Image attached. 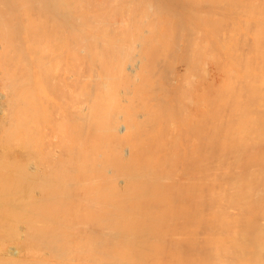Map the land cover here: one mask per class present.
Wrapping results in <instances>:
<instances>
[{
    "label": "bare ground",
    "instance_id": "1",
    "mask_svg": "<svg viewBox=\"0 0 264 264\" xmlns=\"http://www.w3.org/2000/svg\"><path fill=\"white\" fill-rule=\"evenodd\" d=\"M215 0H0V108H1V101H2V103H4V106H2L3 108L1 109V112H0V205H2V206H4V209L6 210V206H9L10 207V209H11V211L9 210V208H7L8 210H9V212H6L7 214L9 213L10 214V212H14V213H12V214H18V216H20L19 218H18V216H17V214L16 215H13V221H14V219L16 220V221H19L21 218H22V220L21 221H23V223L25 224V226L27 227L26 229L27 230H29L30 231V229L32 228V230H33V227H34V229H36V231L37 232H39V233H36L35 234V232L36 231H34V232H31V234L29 233V231H27V230H25L26 231V233L28 232V234L29 235H27V234H25V233H23V234H25L24 236H25V239H27V241H28V239H30L34 234V237L35 236H38V238L36 239V238H31L32 240L31 241H35V240H40L41 241V243L39 242V241H35V242H38L37 243V246L39 247L40 245H42V247H43V249H46L47 247V249H48V251L47 252H45L46 250H44L43 252H39L38 251V248H37V246H33V245H26L27 246V252H25V254H27L28 255V257L29 256H31V257H35V259H23L22 258V260L19 258V259H17L16 257V259L14 258V259H12L10 256L12 255V253L10 254V255H8V254H6L7 255V257H8V259H10V260H6V261H8V263L10 262L11 264H130V256H129V253H131V255H133L134 253V255H135V257L134 258H136V253L138 254L139 253V250L137 251L136 249H138L139 247L140 248H142V246L140 245L139 247L138 246H136L137 244H139L138 242H139V239L138 238H141V236H143V237H145V238H143V239H145V240H147V238H149V240H147L146 241V243L148 244H146V243H143V240L142 241H140V244H142V245H144V248H142V249H144V250H142L141 249V251H143V252H145V250H146V252L144 253L145 255H143V254H141V253H139L140 255H143L144 257L146 256V254H147V252H149L150 253V256H152L151 255V253L153 254V252H151V250H150V246L151 245H149L150 244V242L153 240V235H152V239H150V237L151 236H149L151 233H152V230H150V232H149V228L151 229V228H153V226H147L146 224H144V223H146V221L148 220L147 218L149 217V216H151L152 214L154 215V213L155 212H159V211H155L156 209H158V210H160V208L162 207L161 205H163V201H161V200H158V198L160 199L162 196H163V194L161 193V194H159L160 193V191L161 192H164V191H162V190H160V188H159V190H158V192H157V194L160 196V195H162L161 197H159V196H157V200L156 199H154V198H156V194H155V196H154V193H152L151 191L153 190L151 187H152V184H153V182H155L154 180V178H156V180H157V177H152V175L154 174H156V173H153L154 172V167L156 166V164L157 165H159L160 163H159V161L161 162V160L159 159L160 158V155H159V157H158V162L155 164L154 162H150V165L152 164V171L153 172H151V167L148 169L147 168V170H146V167L148 166L147 164H146V166H145V168L144 167H142L140 164H137V161L138 160H140V159H143L144 161H145V159H144V157H146V155H148V154H146L145 152H143V151H140L139 149V151L137 150V152H138V156H140L139 155V153L141 154H144L143 156H142V158L140 157H136V156H132L133 155V152H134V149H133V152H132V150H130L131 152H132V154L130 155V156H132V157H130V158H128V156H127V158L126 157H124L125 155H128V153L126 154V153H124V156H123V153L122 152H125V151H122V150H124V149H126V148H124V149H122L121 150V147L123 148V146H122V142L121 141H123L124 142V140H122V137L121 136H119V133L117 134V132H120V135H122L123 137H125V139L128 141V142H126V143H128V146H129V144L130 143H132V139H134V137L133 136H137L135 139H139L140 137H138L139 135H137L139 132L142 134V135H144V131L142 132V131H140V129L141 128H143V129H145V128H147V129H150V128H148V127H146V125H149L148 123L149 122H153V123H151V126H153L154 127V121L155 120H157L156 118V116H157V114L158 113H153L152 111V115H151V113H149L150 112V107H152L153 105H161V103H158L157 104V99H156V101H154V97H153V95H152V91H154V93L156 92L155 90H157V88H156V86L155 85H153L152 86V84H153V82H152V84H151V81L149 82V77H148V71L151 73V66H152V63H151V58L154 56H156V55H158V54H156L157 53V51H158V48L160 47H162L163 49L164 48H166V46H168L167 48H170V46H172L171 45V43H173V41H176L175 39H177V41L179 40L180 42L182 41V45L180 46V48H179V50H177V49H175V48H177L176 46H178V45H173L174 46V48H173V50H175L176 51V53L178 54H175L174 52L175 51H172L173 52V54H175L176 56H177V58L175 59L174 57H171V58H174L175 60H177V59H180V57H179V54H184V55H186V56H191V58H193L192 56H194L195 54V58H194V60L195 61H193L194 63L195 62H197L196 60H197V58H198V53H199V49H201V48H198V46L199 47H201V46H203L202 47V49H204V52H205V49L207 48V50H206V53L207 52H211V54H212V52L214 53V50H211V51H209V46H212L211 44L212 43H210L211 42V39H212V36L215 34V35H218V34H220V36H222V40L224 41L225 40V43L226 44H229V43H227L228 41V39L229 38H227V36L225 37L224 35H228L229 33H231L232 31H235V30H231V32H230V28L229 27H231V26H229V27H227V29L229 30V32H228V30L227 29H225L226 30V32H228V33H226V34H224V27L226 28V25L225 24H223V28H222V22H224V20H221V19H219V20H216V21H219L220 22V25H221V27L219 26V23H217L215 20H213L212 18H213V16H212V14H213V12H214V8H213V3L215 4V2H214ZM217 1V0H216ZM219 2H222V1H224V0H218ZM237 0H235V2H234V4H237L239 1L241 2V0H239V1H237ZM245 1V0H244ZM256 1H259V3L261 4L262 3V6L264 7V0H256ZM226 2H227V0H226ZM225 1H224V3H226ZM232 2V4L230 3V5H232V7H234L235 5L233 4V1H231ZM240 2L238 3L239 4V6L242 4V2H241V4H240ZM42 3V4H41ZM228 3H229V1H228ZM227 3V4H228ZM247 2H243V4H246ZM223 4V3H222ZM227 4H224L225 6L227 5ZM247 4H249V3H247ZM219 5H221V4H219ZM218 5V6H219ZM229 5V4H228ZM227 5V6H228ZM250 5V4H249ZM249 5H248V7H249ZM222 6V5H221ZM238 7V6H237ZM236 7V8H237ZM241 7L244 9V8H246V6L245 7H243V5H241ZM242 8H239V10H241ZM251 8V7H250ZM250 8H246L247 9V11L246 10H244L245 11V13L248 15L249 13H250V15H252L251 13H252V8L250 9ZM216 9V11L218 10L219 11V9L221 10V8H215ZM248 9H249V13H248ZM229 10V9H228ZM252 10V11H251ZM257 10V9H256ZM223 12H224V10H222ZM222 11L220 12V13H222ZM233 11V10H232ZM251 11V12H250ZM225 12H227V11H225ZM225 12L223 13V14H225ZM234 13H236L235 11H233ZM260 12V11H259ZM229 13V12H228ZM230 15V14H229ZM231 15H233V14H231ZM230 15V16H231ZM249 15V16H250ZM254 15V14H253ZM252 15V16H253ZM257 15H258V13H257ZM257 15H255V16H257ZM218 16V15H217ZM226 16V15H225ZM233 16H236V15H233ZM238 16V15H237ZM255 16H254V18H255ZM215 17H216V15H215ZM221 16H219V18H220ZM224 17V16H223ZM258 18H256V20L259 22H257V23H255V21H254V23L252 22V24H255L254 26L250 23V21L248 20V19H243L244 21H245V23L246 22H248L249 24H251V26H253L254 28V32H252V35H251V40L250 41H247V40H249L250 38V36H248V39H245V36H244V39L243 38H241V37H237V35L239 34V33H241L242 31L241 30H243V28H244V26L245 27H247L246 29L244 28V30H249V28L248 27H251L250 25H248L247 23H246V25H245V23H244V21L241 23V25H243L242 26V29L240 30L239 29V26L238 25H236V24H234L235 22H233V24L234 25H232L233 27L235 26L236 28H237V26H238V30L237 31H235V34L236 33H238L237 35H236V38H231L232 37V35L234 34H232V35H228V37L229 36H231L230 37V39H233V40H230V41H233V42H231V44L230 45H228V46H230V49H231V51L232 52H230V51H228V54L231 56L232 54H238L240 51L242 52L243 50L245 51V49H247V47H248V50H249V45H252V47H253V49H252V53H254V55L256 54V56H257V59H260V61L259 60H256L257 62H254V65L257 67V66H259V69L261 70V69H263L264 68V10L259 14V16H257ZM217 18V17H216ZM222 18V17H221ZM228 18V17H227ZM233 18V17H232ZM232 18L230 19L231 21H232ZM240 16L238 17V19L240 20ZM215 19V18H214ZM236 19H234V21H235ZM229 21V20H228ZM214 22L215 23H217V26H214ZM225 22L226 23H229V22H227V20L225 19ZM240 23V22H239ZM232 24V23H231ZM258 25V27H256L257 29H255V26H257ZM260 24L262 25L261 27H259L260 26ZM228 26V25H227ZM232 27V28H233ZM234 27V28H235ZM240 28H241V26H240ZM260 28V29H259ZM223 29V30H222ZM252 29V28H251ZM222 30V31H221ZM247 30V31H248ZM258 30V32L256 33V31ZM243 32V35H244V33H249V32ZM252 31V30H251ZM223 33V34H222ZM254 33H256L255 35H254V41L252 40V36H253V34ZM222 34V35H221ZM235 34H234V36L233 37H235ZM251 34V33H250ZM247 35H249V34H247ZM214 37H216V36H214ZM214 37H213V39H214ZM247 37V36H246ZM178 38H180V39H178ZM217 38V37H216ZM224 38V39H223ZM225 38H227V40L225 39ZM136 41V40H141L145 45H144V47L146 48H144L145 50L144 51H142L143 53H141V54H143L142 56L144 57H142V59H138L137 57L139 56V55H137V57L135 56V58H136V60H139L138 61V64L136 63V64H134V63H132L133 61H130L131 63L130 64H126V66H124V71L122 70L121 72H124L125 73V71H127V75H128V73L130 74V71L131 72H134L135 73V75L137 74V76L140 74L141 75V80L144 82V86H146L145 84H148V82H149V89L150 90H152L153 88L155 89H153L151 92L148 90V92H150V95H152V100H153V102L152 101H149L150 99H151V97L149 96V97H146V93H147V91H145V92H143V91H140V92H137L136 94L137 95H142L141 94V92L142 93H144L145 94V96H144V94L142 95L143 97H139V98H135V99H141L142 98V102L143 103H140V101L138 100L137 102L138 103H140L141 105H143V107H144V110L143 109H137V111H139V113H141V110H143V113H141V121L139 120V119H137V117H134V115H132V112L133 113H135V111H132V110H134V108L133 109H131L132 107H130V114L128 113V115L126 114V112L125 111H123V109L121 110V111H123V113H121L122 115L123 114H126L127 116H126V118H125V122H126V125H125V123H122V124H120V126H121V128H119L120 126L118 125V126H116L117 124H119V123H121V122H119L118 121V119L116 120L114 117V115H117L116 117L118 118V111L114 114V113H112V115L113 116H111L112 118L110 119L111 121H112V123H110L109 125H110V128H106V129H111L108 133H109V135L112 133L111 131H115L116 133H114L113 132V134L115 135L116 134V136H113V138L114 137H116L117 138V140H116V142H114V144H112L111 143V145H113V146H111L110 144H109V142L111 141V135L109 136L110 137V140H109V137H107L108 138V140H109V142H106L107 144H109L110 145V150L109 151H107L108 149H107V147H105V150H104V148L102 149V152H101V147L99 148V151H100V153H99V155L101 154V153H104V151H106L105 153L107 154V160L108 161H106V159H105V156L104 155H102L104 158H103V162H104V160L106 161V163L107 162H109V164L110 165H114L116 168H117V174H119V172H120V176H122L123 178H124V180H126L125 182L127 183H125L126 185H127V187L126 186H124L125 184L123 183V187L124 188H126V190H128V192H129V190L131 189V188H133V187H141L142 186V188L143 189H145V191L144 190H142V188H141V191H143V193L141 194V196L143 197L144 196V198H145V201H144V203L146 204V205H143L144 203L142 202V204L139 202L140 200H144V198H140V200H138L139 199V197H136V198H138L136 201L137 202H132L131 204H133V205H131L130 206V202L131 201H133L132 200V198L130 199V197L129 196H127V193L125 194V192H124V188L122 189V191L121 192H124V194L123 193H121V196H120V194H118V196H117V192H118V190H117V188H118V186H119V188H120V185H118L119 184V182H118V184H117V181H114V180H112L113 179V177L112 178H109L110 177V175H111V172H108L109 174H103V176H106L105 178L104 177H102L101 179H103L102 181H101V183H105L106 184V179H107V183L109 184V183H111V184H114L115 182V184L116 185H118V186H111V184H110V188H104L106 191L104 192V190L103 189H101V186L99 187H97V185H95L94 187H92V188H90V187H87V186H91L92 185V181H90L91 182V184L90 183H87L86 182V184H87V186L85 187V190L87 189V190H89V191H87V193L88 192H90L91 194H92V196L91 197H93L94 198V203L93 202H90L91 203V205L90 204H88V205H90V208H85V207H82V205H83V200H85V201H87L86 199H85V195H90V193L89 194H85L84 192H86V191H84V189H83V183H82V185L80 184V182L79 181H81L80 179H82V176L81 175H79V178H78V170H82V166H84V165H86L87 163H84V165L82 164L83 162H82V155H84L85 154V157L88 159V160H86V158H84L85 159V162L86 161H89V163H92L90 160H89V158H92L91 156H89L88 154L89 153H87L88 151H90V153L92 152V150L90 149V147L91 146H93L94 144L93 143H91V144H93V145H90L89 146V148H88V146H87V149L86 150H84V152L85 153H81L82 151V148H84L85 149V145L88 143H86L84 146H83V144L85 143V139H87L86 141H88V138H90V136H88V131L87 130H89V128L87 129V130H85L84 131V126L86 125V124H84L83 125V123H85L84 122V119H85V116H86V114H85V112H84V110L82 109L83 107H79V106H75L76 104H77V102H79V103H81L80 101H78V100H81L80 99V97H81V95H80V97H79V99L77 100V102H75L74 100H75V96L73 95L74 93H76V97H77V94H79L82 90H83V88H85L86 86H84V84H83V80H82V77H85V76H83L84 75V73L87 75L88 74V76H90V77H95L96 76V78H94V79H97V77H100L101 76V78L105 75L106 76V79H107V75L106 74H104V75H101L100 73H102V71H99L100 70V66H102L103 64H101L100 62V59H102V61H103V58H101V57H109V56H115V57H117L118 55L119 56H122V54L121 53H123V45H126V44H128L127 42H131V41ZM215 40V39H214ZM218 40V39H217ZM221 40V41H222ZM176 41V42H177ZM219 41H220V39H219ZM218 41V42H219ZM220 41V42H221ZM251 41L253 42V43H251ZM142 42H139V44H141L140 45V47H142L143 45H142ZM180 42H179V44H180ZM219 42V44H221ZM251 44H250V43ZM135 43H137L138 44V41L137 42H135ZM133 44V43H130V44H128V45H136V44ZM178 43V42H177ZM177 43H175V44H177ZM225 43H224V45H225ZM204 44H206L207 46H205ZM51 46L50 47V49L48 48V46ZM162 45V46H161ZM44 46L46 47V48H44ZM52 46H54V48H56V50H57V53H55V55L56 54H59V57H61V56H65V62H66V66L64 67V68H68L69 66H67V62L69 63L70 61H73V63H74V65L73 64H70V65H72L71 67L74 69V72H73V74H71V68L69 67V70L71 71L70 72V76H68V74H67V76H68V81L66 82V79H67V77H66V79H65V75H66V71L63 69V73H65V74H63L62 76H60L61 74L60 73H62V72H60V73H58V74H60V75H58L57 73V76H59V79H60V81H61V84H60V90H61V92L63 91V87H61V85H63L64 84V82H63V80L65 79V82L67 83V86H66V84H64V87H65V89H64V91L67 93H65L64 95H66V99L65 100H67L68 99V102L69 101H71L70 100V98L73 100V98H74V102L72 101L71 102V104H69L68 103V106H70V105H72L73 103L75 104L74 106L72 105L71 107H67L66 109L67 110H69V108L72 110V112H70L71 113V115H70V113L66 110V109H64L63 107H65L66 105H63L62 106V104L64 103V99H62L61 97V95H63V93H60V92H57L56 94L57 95H60V96H58V98L57 99H59L60 98V101H62V104H61V106L59 105V104H57L56 103V106L58 107L59 106V108L61 107L62 109H63V111H59V108H58V111L60 112L59 113V115H60V117L59 118H57V116H56V119L58 120L59 119V121H60V123H58L59 124V126H60V128H62V131H61V129L60 128H54V129H56V130H58V131H60V133L58 132V131H56V133L58 132L59 133V135H57V137L56 136H54V138L56 139V143H57V148L59 149V154L57 155V152L58 151H56V149H54L53 150V154L55 155L54 156V158L55 157H58V159H54V158H52L51 160H49L48 162L50 163V162H52V164L51 165H49L48 163H46V157L48 158L49 156H46L45 158H44V162H42V160H41V162L39 163V162H37V161H35L37 164H36V169L37 170H44L42 173H47V170H48V167H47V165H49V166H53V171L52 170H50L51 172H54L53 173V176L49 179V177H48V181L46 180L45 181V179H44V182H46V184L44 185V187L46 186V189H45V193H43V191H44V187H43V191H42V178H41V181H40V179H39V177H36V175H33V173H30L27 169H26V167L25 168H20L21 169V171H22V173H19V172H17L18 170H19V168L17 169V170H15V166L14 165H16L18 162V166L19 167H21V166H23V164L24 163H20V161L22 160V159H20L19 160V156L20 155H22V156H24V158H25V155L27 154V152H28V154L27 155H29L28 156V158L29 159H27V158H25L24 160H27V162H29L30 160V162H32L33 160L32 159H30L31 158V155L30 154H32V150H31V148H33L34 147V151H33V155H32V157L34 156V155H38L37 154V152L35 153V151H36V148L38 147V146H40L41 144H39L38 142V146L37 147H35L34 146V144H35V142L33 143V141L35 140V137L33 138L34 140L32 141V139H31V141H29L30 139H28V138H30L29 136H31V134L33 135L34 134V132L32 133V131H33V129H37L38 127H39V124L41 123H39V120L38 119H40V118H43V117H48V116H46L47 114H45V113H43V110H44V108H41V107H45V105L47 106V104H48V102H49V100H52V99H55V97L54 98H52V97H50V98H52V99H49L48 100V98L46 97V95H45V97L47 98V99H45L47 102H45V100H42L43 102H45V105L44 106H41L42 104H44V103H42L40 106H36V104H38L39 105V103L38 102H40V101H36L35 102V99H37L38 97V95H39V97L41 96V94L43 95V93H42V91L43 92H46L47 90H48V88L49 89H51L50 87H48L49 85H42V82L45 84H47V80L49 79V77H48V79H47V76H48V72L50 73L49 75H51V72H50V70H49V68L47 67V66H51L50 65V63L48 62L47 64H46V62L48 61L47 59H50L51 57H53L54 56V54L53 55H51V56H49V58H45L46 60H44V56H46L48 53L50 54V52H49V50H51V48H52ZM127 46V45H126ZM138 46V45H137ZM155 46H159L158 48H157V50L154 52V47ZM165 46V47H164ZM172 46V47H173ZM222 46V45H221ZM226 46V45H225ZM225 46H222V47H225ZM228 46H226V47H228ZM134 47V46H133ZM139 47V46H138ZM139 47V48H140ZM251 47V46H250ZM43 48V49H42ZM47 48H48V53L47 54H45L46 52H45V50L44 49H46L47 50ZM54 48H52V50L53 51H55L54 50ZM129 48L130 47H128L127 49H125V51L126 50H129ZM137 48V47H136ZM138 48V49H139ZM159 48V49H160ZM161 48V50L158 52L159 54H165L166 55V53H168L169 52V50L167 51V50H163ZM212 48H214V46H212ZM212 48H210V49H212ZM229 48V47H228ZM228 48H227V50H228ZM234 48H236V49H234ZM60 49V50H59ZM131 50H132V48H130ZM141 49V48H140ZM171 49V48H170ZM196 49V50H195ZM229 49V50H230ZM43 50V51H42ZM137 50V49H136ZM172 50V49H171ZM247 50V51H248ZM53 51H52V53H53ZM86 51V52H85ZM139 52H140V50H138ZM198 51V52H197ZM202 50H200V53H202L201 52ZM225 52H226V50H224ZM235 51H237V52H235ZM254 51V52H253ZM87 52L89 53V54H91V56L92 55H94V56H97V57H99V56H101V57H99V62H96V60H92L91 58L89 59V58H87V60L89 59V61L90 60H92V61H90L89 62V65L87 64L88 62L85 60V59H83V55L86 53L87 54ZM195 52H197V53H195ZM203 52V53H204ZM224 52V53H225ZM230 52V53H229ZM241 52H240V54L239 55H237L236 57H237V60H236V62L237 61H239L240 60V58L242 57V56H246L247 55V57H248V54L247 53H251V52H242V54L244 53V54H246V55H242L241 54ZM51 53V54H52ZM126 52H124L123 54V59H125L124 57H125V55H126V57H127V55L128 54H125ZM223 53V54H224ZM232 53V54H231ZM89 54H87V55H89ZM121 54V55H120ZM140 54V53H139ZM168 54H171V51H170V53H168ZM227 54V55H228ZM164 55V56H165ZM200 55L201 54H199V57H200ZM204 55V54H203ZM227 55H226V57H227ZM228 55V57L229 58H231L230 56ZM235 55L233 56L232 55V59H234L235 58ZM242 55V56H241ZM252 55V54H251ZM254 55H252V56H254ZM41 56H43V57H41ZM118 56V57H119ZM133 56V57H134ZM152 56V57H151ZM159 56H161V55H159ZM186 56H185V59H186ZM238 56H240V58H238ZM250 56V55H249ZM58 57V58H59ZM85 57H90V56H86L85 55ZM115 57H113V59H112V61L111 60H108V62L109 61H111L110 63H105L104 64V66H103V70L105 71V72H108V75H109V73L111 74V72L113 73V71H118V72H116V73H118L119 74V70H117L118 69V61L119 60H117V64H114L113 63V61L114 60H116L117 58H115ZM153 57V58H154ZM158 57V56H157ZM179 57V58H178ZM197 57V58H196ZM227 57V58H228ZM234 57V58H233ZM55 58V57H54ZM51 59V61H53L52 62V64H54V62H55V59ZM56 58H57V55H56ZM63 57H61L60 59H62ZM110 58V57H109ZM128 58V57H127ZM126 58V59H127ZM135 58H133L134 59V61H136L135 60ZM152 58V59H153ZM161 57H159L158 58V60L160 59ZM171 58H167V59H170V60H172L171 62H173V59H171ZM188 58H190V57H188ZM190 58V60H192ZM228 58V59H229ZM254 58H255V56H254ZM253 58V59H254ZM96 59V58H95ZM106 59V58H105ZM105 59H104V61H105ZM121 59V58H120ZM126 59H125V61H126ZM155 59H156V57H155ZM162 59H165V58H162ZM161 59V60H162ZM183 59V58H182ZM181 59V61L183 62V64H184V60H182ZM211 59V58H210ZM239 59V60H238ZM242 59H246V58H242ZM253 59H248V63H249V60H251V63L253 62L252 60ZM256 59V58H255ZM83 60H85V64L83 63ZM98 60V59H97ZM106 60V61H107ZM127 60H129V59H127ZM130 60H131V58H130ZM158 61L159 63H161V65H164L163 63L164 62H166L165 60H164V62L163 61ZM170 60H169V62H170ZM235 60H232L233 61V64H234V62H235ZM42 61H46L45 62V65L42 63ZM50 61V60H49ZM57 61H62V60H58L57 59ZM57 61H56V65H58V66H60V64H61V62H58V64H57ZM121 61V60H120ZM153 61H154V59H153ZM179 60H177V62H178ZM198 61H200L199 59H198ZM211 61V60H210ZM230 61V60H229ZM231 61V62H232ZM245 61V63L243 64V65H245V66H247L248 67V65H246V61L247 60H244ZM157 62V63H158ZM163 62V63H162ZM168 62V61H167ZM174 62H176V61H174ZM173 62V64L174 65H177V63H174ZM201 62V61H200ZM236 62H235V64H236ZM240 62H242L243 63V61H240ZM63 64H64V58H63V62H62ZM70 63H72V62H70ZM82 63H83V66L85 67V65L87 66L88 65V67H85V69H87L86 71L87 72H85V69H84V67L82 66ZM98 63H100L101 65L99 66L98 65ZM103 63V62H102ZM158 63V64H159ZM191 63H192V61H191ZM247 63V64H248ZM54 64V65H55ZM121 64H125V63H121ZM155 65H156V63H154ZM170 64V63H169ZM169 64L167 63V66H169ZM173 64H171L172 66H174ZM234 64V65H235ZM253 64V63H252ZM47 65V66H46ZM166 65V64H165ZM179 65V64H178ZM181 65V64H180ZM186 65V64H185ZM228 65V67H229V63L227 64ZM236 65H238L239 66V68L238 69H240L241 68V64H239V63H237ZM235 65V66H236ZM253 65V66H254ZM58 66H54V67H56V68H54V72H57L56 71V69H58V71H61V70H59V68H58ZM74 66H75V68H74ZM166 66V67H167ZM188 66V65H187ZM186 66V67H187ZM197 66V65H196ZM237 66V67H238ZM243 67V70H241V72L243 71L244 72V70L246 71V67ZM251 66V65H250ZM252 66V68L254 69V67ZM156 67H158V66H156ZM155 67V68H156ZM165 67V68H166ZM177 67V66H176ZM176 67H173V68H176ZM191 67V66H190ZM255 67V69L258 71L259 69L258 68H256ZM262 67V68H261ZM51 68H53V66L51 67ZM62 68V66L60 67V69ZM149 68H150V70H149ZM153 68H154V66H153ZM155 68H154V70H155ZM159 68V67H158ZM161 68H162V66H161ZM169 68V67H168ZM170 68H172V67H170ZM172 68V70H170V71H173V70H175V69H173ZM180 68H182V66L180 67ZM179 68V69H180ZM188 68V67H187ZM196 68V67H195ZM245 68V69H244ZM251 67H248V69H250ZM164 69V68H163ZM178 69V68H177ZM189 69V68H188ZM232 69V70H231ZM242 69V68H241ZM247 69V70H248ZM69 70L67 69V71H68V73H69ZM196 70H197V68H196ZM227 70H230V71H228L229 73H233L234 74V71H233V68H228ZM251 70V69H250ZM47 73H46V72ZM52 72H53V69L51 70ZM157 71H161V70H157ZM167 71V70H166ZM198 71H199V69H198ZM253 71V70H252ZM44 73V75H46V77H45V79L44 78H41L43 81H41L40 80V74L39 73H41L42 74V76H43V73ZM104 72V73H105ZM153 72V71H152ZM178 72H180V70H178ZM240 72V73H241ZM248 72V71H247ZM115 73V74H116ZM153 73H156L155 71L153 72ZM152 73V74H153ZM161 73V72H160ZM169 73V72H168ZM174 73V72H173ZM181 73V72H180ZM194 73V72H193ZM259 73H261V72H259ZM258 72L256 73V74H254V76L255 75H257V74H259ZM114 74V73H113ZM114 74V75H115ZM120 74H122V73H120ZM126 74V73H125ZM244 75L243 76H245V73H243ZM250 74V73H249ZM114 75H111V76H114ZM117 75V74H116ZM115 75V76H116ZM135 75H133V78H135ZM161 75H162V73H161ZM161 75H160V77H161ZM163 75H164V73H163ZM238 75V74H237ZM240 75V74H239ZM248 75V74H247ZM260 75V74H259ZM57 76H55V77H57ZM88 76H87V78H88ZM115 76H114V78H115ZM118 76V75H117ZM125 76V75H124ZM123 76V77H124ZM130 76H131V74H130ZM136 76V77H137ZM152 76H156V74L154 75H151V77ZM159 75H157V77H158ZM178 76V75H177ZM181 76V75H180ZM185 76V75H184ZM229 76V75H228ZM250 76V75H249ZM251 76H252V74H251ZM37 77H38V79L40 80L39 82L41 83H39V82H37L36 80H37ZM44 77V76H43ZM50 77H52V76H50ZM64 77V78H63ZM109 77V76H108ZM126 77V76H125ZM127 77H129V76H127ZM163 77V76H162ZM161 77V78H162ZM196 77V76H195ZM234 77H236L237 78V76H236V73L234 74ZM248 77V76H247ZM247 77H246V81H247ZM62 78H63V80H62ZM86 78V79H87ZM109 78H112V77H109ZM108 78V80L110 81V79ZM114 78H112L113 79V81H115L114 80ZM118 78V77H117ZM121 78H122V76H121ZM132 78V76L129 78V80ZM159 78V77H158ZM171 78V77H170ZM178 78V77H177ZM176 78V79H177ZM181 78V77H180ZM179 78V79H180ZM230 78V80H231V78H233V75L232 76H230L229 77ZM239 78V77H238ZM241 78H243V77H241ZM255 79L257 78L256 76L254 77ZM47 79V80H46ZM57 79V78H56ZM105 78H103L102 80H104ZM111 79V80H112ZM116 79V78H115ZM119 79V78H118ZM118 79H116V80H118ZM152 79V78H151ZM153 79H154V77H153ZM166 79V78H165ZM169 79V78H168ZM179 79H177V80H179ZM184 79V78H183ZM234 79V78H233ZM244 79V78H243ZM252 79V81H250ZM255 79H253V78H250V82H252L251 83V85L253 86L254 84H255ZM262 80V81H264V76H263V79H262V76L261 77H259L258 78V80ZM46 80V81H45ZM50 80H54L53 82H55V79H50ZM50 80H48L49 82H50ZM85 80V79H84ZM88 80V79H87ZM99 80V79H98ZM101 80V79H100ZM121 80V79H120ZM120 80H118V81H120ZM127 80V82L129 81L128 79H126ZM133 80V79H132ZM132 80H130V82L132 81ZM160 81V80H158V79H155V84L158 86L159 84L157 83V81ZM162 80V79H161ZM186 80H188V79H186ZM223 80H224V78H223ZM235 80V79H234ZM240 80V79H239ZM35 81L37 82V84H35ZM58 81V80H57ZM56 81V83H58ZM92 81V80H91ZM105 81V80H104ZM122 81H124L123 80V78H122ZM165 81V80H164ZM180 81H181V79H180ZM191 81V80H190ZM225 81V80H224ZM232 82H233V80H231ZM231 81H228V82H230L229 83V85H228V87L227 88H229L230 87V89H226V87H224V89L225 90H228L227 92V94L229 95V93H231L232 94V92L235 90H237L236 91V93H238L239 92V89H240V86H241V88H243L244 90H245V87H246V90H249L251 87H249L250 86V83H249V81H248V85L247 86H245V87H242L243 85H245V82L246 81H242L243 83V85H240L239 83L234 87L232 84H231ZM235 81H238V79H236ZM234 81V82H235ZM241 81V80H240ZM254 81V82H253ZM49 82H48V84H49ZM53 82H51L50 83V86H53L52 85V83ZM88 82V81H87ZM100 82V81H99ZM99 82H96V83H99ZM107 82V81H106ZM117 81H115V85L116 84H122V82L120 81V83L119 82H117ZM137 82V81H136ZM136 82H133V87H135L137 84H138V82H137V84H136ZM139 82H141L140 80H139ZM161 82V81H160ZM183 82V81H182ZM194 82V81H193ZM259 81H257V79H256V83H258ZM40 85H39V84ZM56 83H54L55 85V87L57 88V90H59L58 89V86L59 85H57ZM60 83V82H59ZM58 83V84H59ZM63 83V84H62ZM86 83V82H85ZM95 83V84H96ZM100 83H102V81L100 82ZM108 83V82H107ZM107 83H106V85H107ZM126 83V82H125ZM124 82H123V84H125ZM134 83L136 84V85H134ZM163 83V82H162ZM166 83V82H165ZM237 83V82H236ZM254 83V84H253ZM262 83V82H261ZM91 84V83H90ZM89 84V85H90ZM102 84H104L105 85V83H102ZM102 84H101V87H102ZM128 84H129V82H128ZM140 84V83H139ZM173 84V83H172ZM176 84V83H175ZM182 84V83H181ZM184 84V83H183ZM182 84V85H183ZM234 84V83H233ZM247 84V83H246ZM259 84H260V82H259ZM36 85H38L37 87H36ZM86 85H87V83H86ZM106 85H105V87H106ZM113 85H114V83H113ZM161 85V84H160ZM163 86H164V84H162ZM233 86V89L234 88H236L238 85H240V86H238L239 88H237V89H234V90H232V86ZM257 85V84H256ZM263 85H264V83H263ZM42 86L43 87H45L44 89L46 90H42L41 88H42ZM93 87H94V84L92 85ZM108 86V85H107ZM119 87H118V89L120 88V90H121V87L122 86H120V85H118ZM130 86H131V84H130ZM137 86H140V85H137ZM141 86L144 88V86L142 85V82H141ZM151 86V87H150ZM172 86V85H171ZM188 86V85H187ZM261 86V85H260ZM260 86H258V87H260ZM99 87H100V85H99ZM100 87V88H101ZM104 87V88H105ZM109 87V86H108ZM110 87H112V86H110ZM115 87V86H114ZM124 87V88H123ZM122 87V90H124L125 88H127L128 87V89L129 88H131V87H129V86H123ZM153 87V88H152ZM174 87V86H173ZM189 87V86H188ZM248 87V88H247ZM41 89L42 91H37V92H35V90H38V89ZM61 88H63V89H61ZM89 88H90V86H89ZM146 89H148V86H146L145 87ZM144 88V89H145ZM160 88V91H157L156 93L158 94V96H160L159 94H162V96H163V93L167 90H163L162 89V87L160 86L159 87ZM165 88V87H164ZM183 88H185L184 86H183ZM257 87H255L250 93H252L253 95H256V92H257V94H258V96H259V92H261L260 94H262L263 92L262 91H264V90H259V88L258 89H256ZM35 89V90H34ZM39 89V90H40ZM108 89V88H107ZM116 89V88H115ZM133 88H131L130 90H132ZM140 88H138V90H139ZM175 89H176V87H175ZM242 89V90H243ZM256 89V90H255ZM53 90H55V88L53 89ZM52 90V91H53ZM56 90V91H57ZM85 90H86V88H85ZM88 90V89H87ZM105 90V89H104ZM110 90V89H109ZM121 90V91H122ZM125 90H127V89H125ZM134 91H136L135 89H133ZM143 90V89H142ZM161 90H163L162 92H161ZM179 90V89H178ZM222 90V89H221ZM229 90H231V92H229ZM241 89H240V91H242ZM245 90V91H246ZM84 91V90H83ZM82 91V92H83ZM113 91H114V89H113ZM116 91H117V89H116ZM116 91H114V92H116ZM128 92H129V90H127ZM126 91V92H127ZM176 91H177V89H176ZM222 91H224V90H222ZM250 91V90H249ZM256 91V92H255ZM41 92V94H39ZM47 92H49V94H50V91H47ZM44 93V94H48V93ZM54 92V91H53ZM69 92H72L71 94H72V96H71V94L69 93ZM81 92V93H82ZM85 92V91H84ZM114 92H113V95H111V97L112 96H114V95H118V96H120V94H126V95H130L129 93L131 92H123L122 91V93H120V94H118L119 93V90H118V93L117 94H114ZM159 92V93H158ZM244 92V91H243ZM254 92H255V94H254ZM70 94V96L71 97H68L69 96V94ZM98 93V92H97ZM131 93H133V96L134 95H136L134 92H131ZM167 93V92H166ZM165 93V94H166ZM35 94H38L37 96L35 95ZM48 94V95H49ZM55 94V95H56ZM89 94V93H88ZM88 94H86V95H88ZM177 94H179L178 93V91H177ZM226 94V92H224V95ZM233 94L235 95V93L233 92ZM245 94L247 95V94H249V92L248 93H246L245 92ZM47 95V96H48ZM56 95V96H57ZM90 95H92L91 93H90ZM96 95V93L93 95V96H95ZM109 95V94H108ZM125 95V96H126ZM136 95V96H137ZM149 95V94H148ZM237 95V94H236ZM235 95V96H236ZM244 95V94H243ZM242 95V96H243ZM245 95V96H246ZM251 95V94H250ZM37 98H36V97ZM53 96V95H52ZM74 96V97H73ZM93 96H91L92 97V99H93ZM101 96V95H100ZM124 96V95H123ZM125 96L123 97V99L125 98ZM132 95H131V97H133ZM239 96V98L240 97H242V96H240V95H238ZM262 96V95H261ZM42 97V96H41ZM40 97V98H41ZM44 97V98H45ZM97 97H98V95H97ZM95 98L96 100H91V102L93 101V104H94V101H97L98 99H99V101H100V98H103V97H100V98ZM120 97H122V96H120ZM144 97H145V99H144ZM157 97V96H156ZM155 97V98H156ZM161 97V96H160ZM164 97H166L167 98V95H164ZM218 97V96H217ZM224 97V96H223ZM233 96H231V98H232ZM252 97V96H251ZM260 97V96H259ZM259 97H258V99L257 98H255V97H252L251 98V100H254V99H256L257 101H259ZM63 98H64V96H63ZM85 98V97H84ZM84 98H82V99H84ZM114 98H115V96H114ZM117 98V97H116ZM147 98V99H146ZM148 98H149V100H148ZM229 98H230V95H229ZM230 98V99H231ZM233 98H235V97H233ZM237 96H236V98H235V100H237V99H239ZM243 98H244V96H243ZM243 98H240V99H243ZM247 98L249 99L250 97H248L247 96ZM254 98V99H253ZM42 99V98H41ZM77 99V98H76ZM85 99H87V98H85ZM91 99V98H90ZM118 99H120V98H118ZM123 99H121V102L123 103V101L124 100H127L126 98L123 100ZM133 99V98H132ZM135 99H133V100H135ZM158 99H160L159 97H158ZM165 99V98H164ZM169 100H168V103H171V102H173L174 101V97L172 98V97H170V98H168ZM217 99V98H216ZM219 99V98H218ZM217 99V100H218ZM224 99H226L227 100V97L225 96V98ZM230 99H228V100H230ZM245 99V98H244ZM243 99V100H244ZM263 99H264V97L262 96V98H260V100H262V104L264 105V101H263ZM38 100H39V98H38ZM104 100H105V97H104ZM123 100V101H122ZM129 100H131V98H129ZM163 100V99H162ZM161 100V102H163ZM208 100V99H207ZM228 100H227V102H228ZM256 100H254L255 102H256ZM53 101V100H52ZM52 101H50V102H52ZM58 101V103H59V100H56V102ZM89 102H90V100H88ZM88 101H86V104H85V107L86 106H88L87 105V103H88ZM99 101H98V104H99ZM106 101V100H105ZM116 101V100H115ZM114 101V102H115ZM136 101V100H135ZM135 101H133V103L134 104H136L135 103ZM159 101V100H158ZM214 101V103H215V100H213ZM221 101V100H220ZM246 101L247 102H251V101H249V100H247L246 99ZM254 101H253V103L251 104L252 105V107H253V109H252V107H251V109L249 110V111H251V110H253V112L256 110V108L257 107H255L253 104H255L254 103ZM49 102V103H50ZM67 102V101H66ZM85 102V101H84ZM90 102V103H91ZM101 102V101H100ZM104 102V101H103ZM117 102V101H116ZM116 102L114 103V105H118V104H116ZM120 102V103H121ZM154 103V102H156L155 104H152V103ZM185 102V101H184ZM208 102V101H207ZM211 102H212V100H211ZM219 102V100L217 101V103ZM226 102V101H225ZM233 102H235V101H233ZM240 100H239V103H237V102H235L236 103V105L235 106H237V104H239L240 106H242L243 105V103H242V105L240 104ZM54 102H52V104H53ZM78 103V104H79ZM89 103V106L90 105H93L92 103L90 104ZM128 103H130V101L128 102ZM217 103L215 104L216 106H217ZM229 103V102H228ZM231 103H232V99L230 100V108H231ZM257 104H258V102H256ZM64 104H66V103H64ZM104 104H106V102L104 103ZM110 104V103H109ZM108 104V105H109ZM112 104H113V102H112ZM125 104H127V102H124L123 103V105L125 106ZM131 104H132V102H131ZM131 104H128V105H131ZM140 104H138L139 106H140V108H142L141 107V105ZM151 104H152V106H151ZM163 104H166V99H165V102L163 103ZM183 104V103H182ZM206 104H209V103H206ZM245 104H247V103H245ZM50 105H51V103H50ZM83 105V104H82ZM100 105V107L101 106H106V105H102V104H99ZM113 105V106H114ZM122 105V104H121ZM121 105H119V106H121ZM214 105V106H215ZM220 105H222V102H221V104ZM229 105V104H228ZM234 105V104H233ZM250 104H248V107H250L249 106ZM259 107H260V105H261V103L259 102ZM263 105H262V107H263ZM53 106V105H52ZM55 105H54V109L52 110V111H54L55 112V109L57 110V107H56ZM88 106V107H89ZM112 106V107H113ZM139 106H137L138 108H139ZM159 106H158V108H159ZM161 106H163V105H161ZM165 106V105H164ZM163 106V107H164ZM239 106V107H240ZM36 107H37V109H36ZM47 107H49V108H51L50 106H47ZM46 107V108H47ZM74 107H76L74 110L72 109V108H74ZM88 107H86V109H89ZM91 107V106H90ZM93 110L95 109V107H97L95 104L93 105ZM109 107V106H108ZM107 107V108H108ZM134 107H135V105H134ZM209 107V106H208ZM220 107V106H219ZM228 107V106H227ZM227 107H224L225 108V111H226V108ZM243 107H247L246 105H244ZM243 107H240L239 108V110H241ZM41 108L42 110L41 111H39V113H42V115L43 114H45V116L43 115V117H42V115L41 116H39V118L37 117V113H38V111H36V110H39V109ZM106 107H104V109H105ZM109 108H111V106L109 107ZM117 108H118V106H117ZM116 108V109H117ZM129 108V107H128ZM154 108H156L155 106H154ZM174 108H175V106H174V104L172 103V104H170V106H169V108H167V110L169 111V112H173L174 111ZM218 108V107H217ZM222 108V110L224 109L223 108V106L221 107ZM235 108H237V107H235ZM234 108V106H233V108H231V110L232 109H234V110H236ZM261 108V107H260ZM259 108V109H260ZM264 108V107H263ZM48 109V108H47ZM85 109V108H84ZM91 109V108H90ZM97 109H99V108H97ZM97 109H95V110H97ZM101 109H103L102 107H101ZM101 109H99V110H101ZM114 109H115V106H114ZM124 109L126 110L127 109V106H125L124 107ZM162 109V107L160 108V111H162L161 110ZM187 109V108H186ZM185 109V110H186ZM219 109V108H218ZM229 109V108H228ZM49 110V109H48ZM51 110H49L50 112H51ZM64 110H66L67 111V113L66 112H64ZM70 110V111H71ZM92 110V109H91ZM93 110H92V113H93ZM94 110V111H95ZM107 110V109H106ZM112 110V109H111ZM119 110V109H118ZM151 110H153V109H151ZM155 110H158V109H155ZM164 110H165V112H168L165 108H164ZM163 110V111H164ZM176 110V109H175ZM209 109L207 108V110H206V112H204V113H207L206 115H207V117H209L208 115H210L209 114V111H208ZM215 110H217V109H215ZM221 110V109H220ZM221 110V111H222ZM230 110V109H229ZM229 110H227L226 111V113H230L231 111H229ZM238 110V109H237ZM47 111V110H46ZM45 111V112H46ZM120 111V112H121ZM136 111V112H137ZM193 111V110H192ZM208 111V112H207ZM241 111H245V109L244 110H241ZM249 111H245V113L247 112H249ZM259 111V110H258ZM36 112V114L34 115V113ZM54 112H52L53 113V115H54ZM89 112H91V111H89ZM89 112H87L88 113V115L90 114ZM98 112V111H97ZM104 111H101V113H103ZM112 112V111H111ZM114 112V111H113ZM127 112H129V111H127ZM155 112H159V111H155ZM165 112H163L164 114L163 115H161V116H165L166 117V114L167 113H165ZM220 112V111H219ZM223 112H224V110H223ZM223 112H221V114H223ZM239 111H237L236 113H238ZM252 112V111H251ZM251 112H249V113H251ZM261 112V113H260ZM258 114H259V119H262L261 118V115L260 114H262V117H264V115H263V113H262V111H260ZM263 112H264V110H263ZM38 113V115H40ZM49 113V112H48ZM100 112H98V114H99ZM107 113H108V110H107ZM106 113V114H107ZM138 113V112H137ZM137 113H135V114H137ZM217 114H218V112H216ZM215 113V114H216ZM226 113H224V114H226ZM242 113V112H241ZM240 113V114H241ZM55 114H57V113H55ZM96 114V113H95ZM98 114H96L95 115V117H97V116H99V117H101L100 116V114L98 115ZM153 114H155L156 116H154V117H156L155 118V120H153ZM231 114H235L233 111H232V113ZM243 114V113H242ZM242 114H241V116H242ZM255 114V113H254ZM253 114V115H254ZM52 115V116H53ZM88 115H87V117H88ZM91 115V114H90ZM89 115V116H90ZM93 115V114H92ZM103 115H104V113H103ZM102 115V117L104 118V116ZM108 115V114H107ZM138 115V114H137ZM143 115V116H142ZM174 116L176 115V112H175V114H173ZM219 115H220V113H219ZM236 115H239V114H235V117H236ZM247 116L249 115V114H246ZM34 116L36 117V118H34ZM120 116V119H121V115H119ZM124 117H125V115H123ZM136 116V115H135ZM160 115H159V118L160 119H158L159 121L160 120H162L161 118H163V125H167V124H165L167 121H169V117L170 116H168V117H166L165 119H167V120H165L164 119V117H161ZM203 116H204V114H203ZM228 116H230V117H228ZM233 116V115H232ZM230 114H228L227 115V120L226 119H224V120H226L227 122H228V124H232L233 125V123H232V121H234L233 119H234V116H233V118H231L232 117ZM241 116H239L240 117V119H242L243 118V116H245V114L242 116V118H241ZM54 117H55V115H54ZM143 117V118H142ZM202 117V116H201ZM205 117V116H204ZM207 117H205V118H207ZM210 117H212L211 115H210ZM222 117V115L220 116V118ZM251 117H254V116H252V113H251V115H250V118ZM53 118V117H52ZM51 118V119H52ZM105 118H106V116H105ZM110 117H108V119H109ZM114 118V119H113ZM138 118H139V116H138ZM172 118H174V117H172ZM171 118V121H173L174 122V120ZM225 118V117H224ZM232 120H230V119ZM247 117H244V119L242 120V121H244L245 119H246ZM249 118V117H248ZM247 118V120H249ZM257 118V117H256ZM44 119V118H43ZM43 119H40V121H42ZM47 119H49V120H51L50 119V117H48ZM90 121H91V119L93 120L94 118L92 117V118H88ZM123 119V118H122ZM209 119V118H208ZM212 119V118H211ZM216 119V118H215ZM223 119V118H222ZM236 119V118H235ZM251 119H253V118H251ZM264 119V118H263ZM38 120V121H37ZM45 121H47L46 119H44ZM48 120V121H49ZM105 120V119H104ZM165 120V121H164ZM203 120H205L204 118H203ZM207 120V119H206ZM219 120V119H218ZM224 120H222L223 122H224ZM88 121V120H87ZM96 121V120H95ZM98 121V120H97ZM100 121V120H99ZM98 121V122H99ZM101 121H103V120H101ZM147 121H149L148 123H147ZM158 121V122H159ZM162 121H161V123H160V125L162 126V127H164L163 125H162ZM170 121V122H171ZM188 121V120H187ZM201 121V120H200ZM209 121H210V119H209ZM208 121V122H209ZM213 121H214V119H213ZM213 121H211V122H209V123H213ZM231 121V122H230ZM238 121H239V119H238ZM237 121V123H239ZM252 121V120H251ZM253 121H256V120H253ZM257 121H259V120H257ZM263 121V120H262ZM51 122V121H50ZM53 122V121H52ZM93 122V121H92ZM91 122V123H92ZM157 122V123H158ZM165 122V123H164ZM203 122V124H202V126H204L205 127V123L207 124V122H205V121H202ZM215 122H216V120H215ZM215 122H214V127H216V124H215ZM220 122V121H219ZM230 122V123H229ZM247 122V121H246ZM261 122V121H260ZM264 122V121H263ZM262 122V124H264ZM35 123H38V124H35ZM45 123V122H44ZM56 123V122H55ZM54 122H53V124H55ZM87 123V122H86ZM90 122H89V124L88 125H90L91 124ZM97 123V122H96ZM101 123V122H100ZM104 123H106L105 121H104ZM156 123V124H157ZM159 123H158V125H159ZM169 123V122H168ZM201 123V122H200ZM235 125H236V120H235ZM241 124H244L243 122H240ZM239 123V125H241ZM47 124V122L45 123V124H42V126L43 125H46ZM57 123H56V127H57V125H58ZM124 124V125H123ZM224 124V123H223ZM248 124L250 125L251 124V122L250 123H248L247 122V125L245 124V126L247 127L248 126ZM260 124V123H259ZM258 124V125H259ZM36 125V126H35ZM49 125V124H48ZM51 125V124H50ZM93 125H94V123H93ZM96 125H98L99 126V124H96ZM104 125V124H103ZM105 125H107V124H105ZM108 125V126H109ZM123 125V126H122ZM212 124H210V126H211ZM212 125V126H213ZM219 125V127H220V125L221 126H223L222 125V123H220V124H218ZM238 125V124H237ZM252 125V124H251ZM255 126H256V123L254 124ZM34 126H35V128H34ZM53 126V125H52ZM51 126V127H52ZM141 126V127H140ZM156 126V125H155ZM161 126L160 127H157V128H161ZM170 126V125H169ZM201 126V125H200ZM209 127L210 128V126L207 124L206 125V127ZM212 126H211V129H212V131L210 130V129H208V127H207V130L209 131V133L210 132H213V130H214V132L212 133V136L211 137H213V134H214V138L216 137V135H221V133H222V131L220 130V133H219V131H217L219 134H217V132H216V129H218V128H216V129H214V128H212ZM230 125H228V128L231 130V128L229 127ZM253 126V125H252ZM44 127V126H43ZM46 127H48V128H46L47 129V131L49 130V126H46ZM86 127H87V125H86ZM88 127H90V126H88ZM93 127V126H92ZM94 127H95V125H94ZM100 127V129L101 128H104V126H99ZM168 127V126H167ZM171 127V126H170ZM173 127H175V126H173ZM181 127V126H180ZM204 127H201V128H204ZM205 127V128H206ZM232 127V126H231ZM249 127H251V126H249ZM259 127V126H258ZM260 127H262L261 125H260ZM45 128V127H44ZM96 128H98V127H96ZM95 128V129H96ZM190 128V127H189ZM242 128V129H241ZM244 127L242 126H240V128L238 127V126H236V128L233 130V131H235V130H237L236 132L238 133V132H241L240 134L241 135H243V133H244V131L243 130H245V129H247L248 130V132H249V130H251V128L250 129H248V127L247 128H245V129H243ZM253 128H254V126H253ZM263 128V127H262ZM40 129H41V127H40ZM39 129V130H40ZM60 129V130H59ZM86 129V128H85ZM118 129H120V131L118 130ZM142 129V130H143ZM167 128H166V126H165V128H164V134H165V130H166ZM169 129V128H168ZM220 129V128H219ZM218 129V130H219ZM238 129H240V130H238ZM257 128H254V131L256 130ZM42 130V129H41ZM44 130V129H43ZM103 130V132H105V134H106V132L107 131H105L104 129H101V131ZM160 130V132L163 130H161V129H158V131ZM181 130V129H180ZM202 130V129H201ZM206 130V131H207ZM227 130V129H226ZM253 130V129H252ZM251 130V131H252ZM35 131V130H34ZM52 131V130H51ZM96 131H100V130H97L96 129ZM96 131H93V132H95L96 133ZM170 131V130H169ZM204 131V130H203ZM199 131V132H202L203 134L206 132V131ZM208 131H207V135H205L206 136V138L208 137V139H210L211 137H210V135H211V133H210V135H208L209 133H208ZM242 131H243V133H242ZM246 131V130H245ZM44 132H46V131H44ZM90 132H92V131H90ZM121 132H122V134H121ZM157 130L155 131V132H153V133H155V134H151L150 133V135H156V136H153L154 138L156 137L157 138ZM182 132V131H181ZM185 132V131H184ZM198 132V133H199ZM215 132H216V134H215ZM229 132V131H228ZM236 132H234V134L236 133ZM255 132H257V131H255ZM255 132H254V134H255ZM259 132V131H258ZM36 133H37V131H36ZM40 133V132H39ZM48 133V132H47ZM53 133V132H52ZM94 133V134H95ZM100 133V132H99ZM98 133V134H99ZM107 133V134H108ZM163 133V132H162ZM174 133V132H173ZM183 133V132H182ZM181 133V134H182ZM188 133V132H187ZM200 134V135H198V136H201V135H203V134ZM233 133V132H232ZM247 133V132H246ZM252 133V132H251ZM251 133L249 132L247 135H244V137L243 136H241L240 134L238 135L239 136V139H241L240 138V136L242 137V139L244 138V141H247V140H245V138H247V136H250L249 137V139L250 140H252L251 139ZM30 134V135H29ZM51 134V133H50ZM101 134L102 135H104L102 132H101ZM112 134V135H113ZM159 134H161V133H159ZM168 134H169V132H168ZM167 134V135H168ZM180 134V135H181ZM224 134V133H223ZM233 134V135H234ZM253 134V133H252ZM263 134H264V132H263ZM26 135H29V136H26ZM36 135V134H35ZM47 134L46 133H44V137L46 136ZM133 135V136H132ZM166 135V136H167ZM170 135V134H169ZM219 135V136H220ZM228 135H230V133L228 134ZM233 135H230V136H233ZM22 136V137H21ZM26 136V138H24V137ZM38 136V135H37ZM37 136H36V139H37ZM48 136H49V133H48ZM47 136V137H48ZM86 136H88V138L86 137ZM93 137H95L94 135H92ZM91 136V137H92ZM96 136L98 137V135L96 134ZM108 136V135H107ZM152 136H150V137H152ZM161 136H162V134H161ZM160 136V137H161ZM166 136H164V137H166ZM183 136H185V134L183 135ZM182 136V137H183ZM186 136H187V134H186ZM192 136V135H191ZM226 136H227V134H226ZM235 136H236V134L234 135V139H235ZM246 136V137H245ZM255 136H258V135H255ZM85 137V138H84ZM92 137V138H93ZM105 137V136H104ZM129 137H130V140H129ZM146 139H147V142L145 141V143L147 144L148 143V139L149 138H147V135L145 134V136H144ZM152 137V138H153ZM169 137V136H168ZM175 137H177V136H175ZM182 137H180V138H182ZM221 137V136H220ZM237 137V136H236ZM254 137V136H253ZM259 137H260V135H259ZM20 138H22V140H24L23 142H25L26 140H27V143H29V142H32L33 143V146H31V148L29 147V145L31 144H27L26 142L25 143H21L20 142V144H24V145H28L27 147H29L28 148V150L27 151H23V149H24V147H21L20 145H19V143H18V141L17 140H20ZM24 138V139H23ZM70 139V138H72L73 139V142L71 141V143L73 144V146H70L69 148H68V146H67V144H68V142H70V140L68 141V142H66V139ZM99 138H101V137H99ZM142 138V137H141ZM140 138V139H141ZM152 138H150V139H152ZM152 139L153 141L155 140V139ZM158 138H159V135H158ZM157 138V140L159 141V139ZM170 138H171V136H170ZM178 138V137H177ZM203 138V137H202ZM205 138V137H204ZM205 138V139H206ZM212 139L213 141L212 142H216V140L215 139ZM227 138V137H226ZM232 138V137H231ZM231 138H229L228 137V139L230 140ZM232 138V139H233ZM255 138V140H257V138L256 137H254ZM26 139V140H25ZM45 139H46V137H45ZM49 139V138H48ZM55 139H53V140H55ZM91 139V138H90ZM89 139V140H90ZM97 139V138H96ZM105 139H106V137H105ZM104 139V142L107 140H105ZM139 139V140H140ZM207 139V140H208ZM220 138H218L217 137V140H219ZM221 139H223V138H221ZM238 140V138L237 139H235V140H238V142L241 144V141H243V140ZM21 140V141H22ZM38 140H39V136H38ZM98 140V139H97ZM101 139H99V141H100ZM107 140V141H108ZM125 140V141H126ZM156 140V141H157ZM164 140H166L165 138H164ZM163 140V141H164ZM176 140V139H175ZM175 140H173L174 141V143L176 144V141ZM182 140V139H181ZM189 140V139H188ZM211 140V139H210ZM210 140H208L209 142H211ZM235 140H233L234 142H236L237 143V141H235ZM250 140H248V141H250ZM254 140V139H253ZM260 140V139H259ZM40 141V140H39ZM42 141H44L46 144L47 143H49L48 144V146H50V142L52 141L51 139H49V142H47L46 140H44V139H42ZM82 141H84V143L82 142ZM93 141H96L95 140V138H94V140ZM129 141H131V142H129ZM135 141V140H134ZM134 141H133V143H134ZM144 142L143 141V139L142 140H140V142ZM151 141V140H150ZM153 141H151V142H153ZM202 141H206V140H202ZM207 141V142H208ZM220 141V140H219ZM222 141V140H221ZM233 141H229V142H232L233 143ZM243 141V142H244ZM248 141H247V143H248ZM261 141V140H260ZM41 142V141H40ZM65 142L67 143V144H65ZM96 142H98V141H96ZM136 142V141H135ZM141 142V143H142ZM151 142L148 144V145H150L151 144ZM162 142V141H161ZM183 142V141H182ZM181 142V143H182ZM206 142V143H207ZM207 143V144H210V143ZM212 142H211V146H212ZM224 142V141H223ZM226 142V141H225ZM257 142H258V140H257ZM263 142V141H262ZM45 143H43L41 146H42V148H43V145L45 146ZM56 143H54L53 141H52V143H51V145H56ZM138 143V142H137ZM136 143V144H137ZM145 143H143L144 144V146H145V149L144 150H146V148L148 147V145L146 146L145 145ZM164 143V142H163ZM178 143V142H177ZM190 143V142H189ZM245 143V145L244 144H241V147H245L246 146V148H247V145H246V142H244ZM250 143H251V145H253V143H254V150L256 149L255 148V141L253 142V141H250ZM250 143H249V145H250ZM153 144V143H152ZM155 144V143H154ZM159 144V143H158ZM157 144V147L159 146ZM173 144V143H172ZM175 144H173V145H175ZM179 144V143H178ZM215 144H217V143H215ZM222 144V143H221ZM258 144H259V142H258ZM262 144V143H261ZM32 145V144H31ZM68 145H71V144H68ZM96 145H97V143H96ZM95 145V148H97V146ZM101 145V143L100 144H98V146H100ZM103 145H104V143H103ZM103 145H101L102 147H103ZM124 145H125V143H124ZM133 145H135V144H133ZM138 145V144H137ZM141 145V144H140ZM164 145V144H163ZM165 145H167V144H165ZM171 145V144H170ZM177 145V144H176ZM175 145V146H176ZM219 145V144H218ZM243 145V146H242ZM67 146V148H68V151H70V153H67L68 151H64V149H67V148H65ZM83 146V147H82ZM104 146H107V145H104ZM126 146H127V144H126ZM127 146V147H128ZM139 146V145H138ZM141 146H143V145H141ZM141 146H139V147H141ZM153 146V145H152ZM179 146H180V144H179ZM186 146V145H185ZM204 146H205V148H206V145H203L202 147L204 148ZM235 146H238L237 148H240V145H234L233 147H235ZM260 146V145H259ZM259 146H257V151H258V147ZM263 146V145H262ZM74 147V148H73ZM130 147V146H129ZM132 147H135V146H132ZM138 147V148H139ZM157 147H155L154 149H156ZM165 147V146H164ZM163 147V148H164ZM169 147H171V146H169ZM169 147H167V148H169ZM201 146H200V148H202ZM213 147V146H212ZM47 148V147H46ZM46 148H43V149H46ZM56 148V147H55ZM94 148V147H93ZM136 148V147H135ZM142 149H143V147H141ZM149 148H151L150 146H149ZM159 148H161L162 149V146H160ZM159 148H158V150H159ZM176 148H179L178 146L176 147ZM175 148V149H176ZM199 148V149H200ZM208 148V147H207ZM249 148V147H248ZM262 148H264V146L262 147ZM27 149V148H26ZM71 149H72V151H71ZM88 149H90V150H88ZM107 149V150H106ZM128 149H130V148H128ZM154 149H153V151H154ZM225 149H228V147L227 148H225ZM231 149H232V147H231ZM234 149V148H233ZM242 149V148H241ZM245 149V148H244ZM250 149H253V146H252V148H251V146H250ZM31 150V151H30ZM151 150V151H150ZM148 149V151H150V152H152V148L151 149ZM157 150V149H156ZM155 150V153L157 152ZM164 150V149H163ZM162 150V151H163ZM181 150V149H180ZM223 150H224V148H223ZM228 150H230V149H228ZM237 150V149H236ZM245 150H248V149H245ZM254 150H248V153L247 154H249V152L251 151V152H254ZM255 150V151H256ZM264 150V149H263ZM42 151V150H41ZM44 152H45V150H43ZM95 151V150H94ZM147 151V150H146ZM170 151V150H169ZM175 151V150H174ZM244 151V150H243ZM256 151V152H257ZM259 151H260V153H259ZM257 153H259L258 154V157L260 158L261 157V155H263L264 154V151H262L261 150V146H260V150H259ZM38 152H40L39 151V148H38ZM44 152H42L43 154H44ZM48 152V153H47ZM64 152H65V155H64ZM98 152V149H97V151H96V153ZM108 152V153H107ZM127 152H128V150H127ZM136 151L134 152L135 154L137 153ZM150 152H148L149 154H150ZM168 152V151H167ZM181 152H182V150H181ZM214 152V151H213ZM225 152V151H224ZM238 152V151H237ZM239 152H240V150H239ZM238 152V153H239ZM21 153V154H20ZM24 153H25V155H24ZM30 153V154H29ZM96 153H94V154H96ZM130 153V152H129ZM154 152H152L151 154H153ZM175 153H176V151H175ZM179 153V152H178ZM183 153V152H182ZM181 153V154H182ZM202 153V152H201ZM238 153H237V155L235 156V158L237 157V158H239L240 156L238 155ZM243 153V152H242ZM49 155V150L48 151H46V155ZM67 154H68V156H67ZM89 156V158L87 157V155ZM134 154V155H135ZM141 154V155H142ZM151 154L149 155V156H151ZM172 154V153H171ZM170 154V155H171ZM211 154V153H210ZM247 154H246V156H247ZM51 155H52V152H51ZM157 154H155V156H156ZM164 155V154H163ZM241 155V154H240ZM251 155H253V154H251ZM18 156V157H17ZM44 156H45V154H44ZM95 156V158L98 156H96V155H94ZM93 156V157H94ZM102 156H99V157H101L102 158ZM148 156V157H149ZM154 156V157H155ZM158 156V155H157ZM165 156V155H164ZM181 156V155H180ZM225 156V155H224ZM239 156V157H238ZM242 156H244V154H242ZM250 156V154L248 155V157ZM264 156V155H263ZM16 157L18 158V160H16ZM27 157V156H26ZM40 157V156H39ZM43 157V156H42ZM167 157V156H166ZM161 158V159H163V161L162 162H164L165 164H163V165H168L167 163H168V161H167V163L165 162L166 160H167V158ZM177 157H179V156H177ZM215 157V156H214ZM228 157V156H227ZM247 157V158H248ZM252 157V156H251ZM5 158H7V160H5ZM15 158V159H14ZM21 158V157H20ZM36 159L37 160V156L36 157H33V159ZM109 158H110V160H109ZM137 158H139L138 160H136ZM152 158H153V155H152ZM176 158V157H175ZM222 158V157H221ZM241 158H243V157H240L239 159L241 160ZM246 158V157H245ZM246 158V159H247ZM253 158V157H252ZM258 158V159H259ZM262 158V157H261ZM261 158H260V161H261ZM3 159V160H2ZM34 159V160H35ZM41 159V158H40ZM39 159V160H40ZM65 159V160H64ZM84 159H83V161H84ZM97 159V161H99V159H98V157L96 158ZM172 158H171V156H170V158H169V161H172L171 160ZM177 159L178 158H176L175 159V161H177ZM181 159V158H180ZM213 159V158H212ZM218 159V158H217ZM246 159H242V161L244 162ZM248 159H250V157L248 158ZM257 159V160H258ZM18 161V162H16V161ZM29 160V161H28ZM38 160V161H39ZM101 161H102V159H100ZM143 160L142 161H140V162H143ZM150 160H152L151 159V157H150ZM153 160H154V158H153ZM174 160V159H173ZM219 160V159H218ZM237 160V159H236ZM239 160V161H240ZM7 161V162H6ZM93 162H96V160H92ZM101 161H100V163H101ZM149 162V159L147 158V160H146V162ZM175 161H174V164H175ZM199 161V160H198ZM216 161V160H215ZM242 161H240L241 162V165H242V168L243 167H245V165H244V163L242 162ZM247 161V160H246ZM251 161V160H250ZM250 161H249V163H250ZM263 161H264V158H263ZM21 162H23V160L21 161ZM26 162V163H27ZM207 162H208V160H207ZM218 162V161H217ZM255 162H257V161H255ZM255 162H253L250 166L251 167H253V166H255ZM258 162H259V160H258ZM257 162V163H258ZM14 163H16V164H14ZM34 163V162H33ZM139 163V162H138ZM202 163V162H201ZM243 163V164H242ZM261 163H262V161H261ZM264 163V162H263ZM262 163V164H263ZM21 166H20V165ZM31 164V163H30ZM47 164V165H46ZM82 164V165H81ZM97 164L99 165V163L97 162ZM103 164H105V162L103 163ZM102 164V165H103ZM143 164H144V162H143ZM154 164H155V166H154ZM170 164V163H169ZM235 164H236V162H235ZM237 164H238V161H237ZM236 164V165H237ZM245 164H246V162H245ZM247 164H248V162H247ZM13 165V170L14 171H12V168H10V166H12ZM88 165V164H87ZM90 166H92L93 164H89ZM87 166L88 168H90V166ZM97 165V166H98ZM108 165V163L106 164V166L105 165H103L102 167H106L105 169H107V166ZM135 165V166H134ZM136 165H138V167L136 166ZM162 165V166H163ZM176 165V164H175ZM240 165V164H239ZM238 165V166H239ZM241 165L239 166L240 167V169H241ZM259 165V164H258ZM24 166H25V164H24ZM23 166V167H24ZM28 166H29V163H28ZM140 166V167H139ZM170 166V165H169ZM172 166V165H171ZM171 166L169 167V168H171ZM176 166H178V165H176ZM249 166V167H250ZM263 166H264V164H263ZM17 167V166H16ZM115 167H113L114 169H116ZM161 167V164H160V166L158 167L159 169H157V171H158V173L159 172H161L162 171V169H164V168H160ZM164 167V166H163ZM167 167V166H166ZM248 167V165H246V169H249V168H247ZM9 168H10V171H12V172H15V177H13V175H11V176H9V178H14L12 181H7V180H9V178L8 177H6V175L7 174H5L6 172H8V173H12V172H10L9 171ZM33 168V167H32ZM50 168V167H49ZM92 168H94V166H92ZM96 168H98V167H96ZM99 168H100V165H99ZM174 168H175V166H174ZM179 168V167H178ZM258 168V167H257ZM31 169V168H30ZM52 169V168H51ZM104 169V170H105ZM109 169V168H108ZM161 169V170H160ZM166 169V168H165ZM203 169H204V167H203ZM244 169V168H243ZM242 169V170H243ZM251 169V168H250ZM254 169V168H253ZM256 169V168H255ZM259 169V168H258ZM86 170H88L87 168H86ZM95 170H97V169H95ZM103 169H102V171L101 172H103L104 171ZM155 170H156V167H155ZM167 170H168V168H167ZM174 169H172V171H173ZM197 170V169H196ZM261 170V169H260ZM260 170L259 171H253V173L256 175L257 174V172H259L260 174L259 175H262L261 174V172H260ZM20 171V170H19ZM50 171H48V173L50 172ZM88 171H90V170H88ZM87 171V172H88ZM94 171V170H93ZM110 171V170H109ZM115 171V170H114ZM156 171V172H157ZM165 171V170H164ZM170 171V170H169ZM187 171V170H186ZM248 171V170H247ZM251 171V170H250ZM16 172L17 173H19L18 174V176H16L17 174H16ZM87 172H86V174H87ZM92 172V171H91ZM105 172V171H104ZM113 172V171H112ZM168 172V171H167ZM167 172H165V174L167 173ZM204 172H205V170H204ZM244 172H245V169H244ZM243 172V173H244ZM40 173V172H39ZM42 173H40V174H42ZM75 173L77 174V177L75 176ZM89 173V172H88ZM95 173V172H94ZM99 173V172H98ZM153 173V174H152ZM157 173V175L160 177V175H161V178L163 177V174L161 173H159L158 174ZM170 173V172H169ZM172 173V172H171ZM243 173H242V175L240 174V175H237L238 177H241V176H244L243 175ZM249 173V172H248ZM247 173V174H248ZM252 173V172H251ZM13 174V173H12ZM22 174V176L20 177L21 179L19 180L18 179V177H19V175H21ZM93 174V173H92ZM115 174V173H114ZM116 174V175H117ZM164 174V175H165ZM174 174V173H173ZM193 174V173H192ZM246 174V173H245ZM253 174V177L254 178H259L258 176H256L255 177V175ZM263 174H264V172H263ZM44 175V178H45V174H42V176ZM87 175H91V174H87ZM113 175V174H112ZM111 175V176H112ZM115 175V176H116ZM153 175V176H154ZM157 175H155V176H157ZM251 175V174H250ZM8 176V175H7ZM50 176V175H49ZM80 176H81V178H80ZM86 176V175H85ZM85 176H84V179H85ZM98 176V175H97ZM97 176H94L93 178H95V177H97ZM99 176H100V174H99ZM118 176V175H117ZM120 176H119V178L117 177V179H120ZM205 176V175H204ZM246 176L247 175H245L244 177V179H247L246 178ZM249 176V175H248ZM247 176V177H248ZM5 177H6V179H5ZM87 177V176H86ZM121 177V178H122ZM158 177V178H159ZM209 177V176H208ZM207 177V178H208ZM233 177V176H232ZM231 177V178H232ZM238 177H236L237 178V180H238ZM253 177H251L250 176V179H248L249 181H253V184L255 185V183H258L259 185L262 183V185H263V182H264V176L262 175V176H260L261 178H259V179H257V180H255V179H253ZM90 178V177H89ZM159 178V180L161 181L160 182V185H161V187H162V180L163 179H165V178ZM263 178V180H261ZM18 179V180H17ZM79 179V180H78ZM88 179V178H87ZM92 179V178H91ZM234 179V178H233ZM38 180L40 181V183H39V185H38ZM77 180H78V182H77ZM96 180V179H95ZM94 180V181H95ZM97 180H98V178H97ZM115 180H116V178H115ZM158 180V181H159ZM174 180V179H173ZM184 180V179H183ZM86 181V180H85ZM98 181H100V178H99V180ZM113 181V182H112ZM119 181V180H118ZM157 181V182H158ZM177 181V180H176ZM208 181H210V179L208 180ZM244 181H245V183L247 182V184H249L250 182L249 181H247V180H243V177H242V184H245L244 183ZM263 181V182H262ZM156 182V183H157ZM215 182V181H214ZM241 181H239L238 180V183L237 184H239ZM249 182V183H248ZM255 182V183H254ZM36 183H37V185H36ZM97 183V182H96ZM98 183H100V182H98ZM152 183V184H151ZM155 183V184H156ZM162 183V184H161ZM174 183V182H173ZM41 184V185H40ZM93 184H95V183H93ZM103 184H99V185H103ZM182 184V183H181ZM226 184H227V182H226ZM251 184V183H250ZM253 184L251 185V186H253ZM5 185V186H4ZM149 185L151 186L150 188L152 189L151 191H149L150 189H149ZM197 185V184H196ZM229 185H230V183H229ZM236 185V184H235ZM258 185V186H259ZM4 186V187H3ZM36 186H41V191H42V193L43 194H41L40 195V197H38V195H39V193H38V195H36V197H38L39 199H36V197H34L35 195H34V191L36 190V189H38L39 187H36ZM82 186V187H81ZM105 185H103V187H104ZM109 186V185H108ZM154 186H159V183H158V185H154ZM240 186V185H239ZM238 186V187H239ZM247 186V185H246ZM256 186V185H255ZM254 186V187H255ZM36 187V189H33V188H35ZM102 187V188H103ZM105 187H107V186H105ZM131 187V188H130ZM176 187V186H175ZM174 186L172 187V188H175ZM177 187H178V185H177ZM201 187V186H200ZM261 187V188H260ZM260 187H258V189L259 190H257V187L256 188H253L251 191H248L247 193H249L250 192V194H244V195H246V196H248V195H253V193L251 194V192L253 191V190H255V201H253L252 203H255V204H258L259 205V207L261 206L263 209L261 210V211H259L260 213H258L256 216H253V215H251V214H249L248 215V213L246 212L247 210H246V208H245V210L243 209V206H241L240 207V205H238L239 207L238 208H241V210H244L245 212H246V214L248 215H246L245 214V212L244 211H242V212H244V216H240V214H239V216H237L238 217V219L236 220V222H238V223H240V221H241V224H240V228H241V237L243 238V240L242 239H240L239 238V235L240 234H235L236 235V237L237 238H234V240L232 239L234 236H232V238H231V240H233V242H238V238L240 239V243H241V246L239 245V244H237V247L239 248V246L241 247V249H243L244 250V253L242 252V256H240L239 254H241L239 251H237V253L239 252V256L240 257H242V259H247V258H249V260H250V262H252L253 260H252V257H254V259L256 260V263H254V264H260V262H262V260L264 259L263 257H264V251H263V249H264V186H261L260 185ZM32 189L31 191L33 192V194H32V192L31 191H29V189ZM118 188V189H119ZM130 188V189H129ZM154 188V187H153ZM204 187H202L201 189H203ZM205 188H206V186H205ZM208 188V187H207ZM243 188H244V190H243ZM241 187V189L240 190H242V193L245 191L246 192V188H247V190H248V187ZM251 188V187H250ZM209 189V188H208ZM26 190V191H25ZM82 190L84 191L83 193H82ZM139 190V189H138ZM171 190H173V189H171ZM179 190V189H178ZM177 190V191H178ZM203 190H207V189H203ZM203 190H201V191H203ZM214 190V189H213ZM37 191V190H36ZM40 191V190H39ZM39 191H37V192H39ZM131 191V190H130ZM136 190H134L133 192H135ZM27 192H28V194H27ZM149 192H151L153 195H151V193H149ZM156 192V191H155ZM166 192V191H165ZM186 192V191H185ZM218 192V191H217ZM220 192V191H219ZM237 192H239V190H238V188H237ZM241 192V191H240ZM130 194L132 193V192H129ZM137 194L139 193V192H136ZM134 194L135 196H137V194ZM141 193V192H140ZM201 193H205V192H201ZM209 193V192H208ZM215 193V192H214ZM214 193H213V196H214ZM227 193H228V191H227ZM35 194H37V193H35ZM149 194L151 195V196H154V197H151V198H153L154 200L151 202V203H153V202H156V204L158 203V201H161V205L159 206L160 208H157L158 207V205H155L154 203V206L156 207H154L153 205H150L146 200V197L145 196H149ZM172 194H174V192H172ZM178 194H180V193H178ZM233 194V193H232ZM235 194V193H234ZM236 194H238L239 195V193H236ZM165 195H167V192H166V194ZM175 195L177 196V193H175ZM203 195H205V194H203ZM209 195V194H208ZM210 195H212V194H210ZM240 195L241 196H243L241 193H240ZM131 196H133V195H131ZM134 196V197H135ZM173 196V195H172ZM237 196V195H236ZM241 196H240V198H241ZM44 198V201L45 200H51V206H53L52 207V209H51V206H50V201L46 204L47 205V207L49 206L50 207V209H51V211H48L47 212V210H50V209H48V208H45V210L46 211H44V208L42 209L43 211L42 212H39L38 210H40V208H42L43 206H44V203H43V206L42 207H40L41 206V203H40V208H38V210H36V209H34V207H31L32 205H34L35 206V204H39L38 202L39 201H41L43 198ZM90 197V196H89ZM99 197H100V199L102 198L103 199V201H97L98 199H99ZM165 197V196H164ZM204 197V196H203ZM225 197V196H224ZM251 197V196H250ZM254 197V196H253ZM252 197V198H253ZM87 198V197H86ZM135 198V199H136ZM148 199H149V197H147ZM239 198V197H238ZM239 198V199H240ZM244 198H245V196H244ZM131 201H130V200ZM162 199V198H161ZM164 199V198H163ZM162 199V200H163ZM172 199H173V197H172ZM203 199V198H202ZM221 199L223 200L224 198H222L221 197ZM221 199H219L220 201H221ZM92 201V199H89V201ZM156 200V201H155ZM165 200V199H164ZM207 200H210V199H207ZM207 200H205L204 199V202H202V204L204 203L205 204V201H207ZM228 200V199H227ZM88 201V202H89ZM130 201V202H129ZM135 201V200H134ZM203 201V200H202ZM219 201V202H220ZM238 201V200H237ZM41 202H43V200L41 201ZM87 202V203H88ZM165 202V201H164ZM174 202V201H173ZM217 202V201H216ZM218 202V203H219ZM224 202V201H223ZM223 202H220V203H223ZM231 202V201H230ZM229 202V203H230ZM239 202H241V201H239ZM31 203V204H30ZM92 203H93V205H92ZM136 203V204H135ZM160 203V202H159ZM206 203H208V202H206ZM214 203V202H213ZM212 203V204H213ZM218 203H216L215 205H217L218 206ZM219 203V206L221 207V204ZM234 202H232V204H233ZM236 203V202H235ZM235 203H234V205H235ZM243 203V202H242ZM28 204V206L29 205H31V206H29V208L28 209H26V205ZM174 204V203H173ZM172 204V205H173ZM210 204H211V202H210ZM231 204V205H232ZM237 204V203H236ZM246 204V203H245ZM250 204V203H249ZM6 205V206H5ZM84 205L86 206V203L84 202ZM97 205H99V207H97ZM167 205V204H166ZM2 206H0V211H2V210H4L3 208H1ZM38 206V205H37ZM129 206H130V208H129ZM201 206H206V204L205 205H201ZM213 206V205H212ZM218 206V207H219ZM248 206V205H247ZM251 206H253L254 208H256L257 206H255L254 204L252 205H250V209H251ZM72 207H74V208H72ZM81 207L82 208H84L83 210H85L86 209V211L84 212V213H82V209H81ZM166 207V206H165ZM194 207V206H193ZM219 207V208H220ZM236 207V206H235ZM249 207V206H248ZM258 207V208H259ZM32 209V211H29V215L27 214L28 213V210H31ZM58 208V209H57ZM99 208V209H98ZM209 208V207H208ZM230 208V207H229ZM253 208V209H254ZM129 209H130V211H129ZM175 209H176V207H175ZM205 208L203 207V210H204ZM216 210V208H213V210ZM236 209V211L238 210L237 208H235ZM235 209H233V210H235ZM253 209H251V211L253 210ZM35 210V211H34ZM133 210V212H135L134 210H136V211H138L141 215H138L139 213H136L137 214V217H136V214H135V218H136V220H137V222H138V220H140L139 218H143L145 221H143L142 219V221H141V223L143 224H141L140 223V225L138 224H136L135 223V218L134 217H132V215H130V217L133 219L132 221H134V223H133V225H132V223H130V222H132L131 221V218L129 217V214H133L131 211ZM162 210V209H161ZM171 210V209H170ZM183 210V209H182ZM206 210V209H205ZM209 210V209H208ZM213 210H210V211H213ZM221 210V209H220ZM165 211V210H164ZM173 211V210H172ZM185 211V210H184ZM250 211V210H249ZM254 211V210H253ZM263 211V212H262ZM4 212V211H3ZM3 212H1L2 214H0V215H2V216H6V219L8 220V215H6V213H5V215H3L4 213ZM52 212L54 213V212H56V215H57V213H58V218L57 219H59V218H61V220H62V222H60L59 221V223L58 224H61L62 225V227L63 228H66V230L67 231H65L64 229H63V232L61 231L62 229L60 228L61 227V225H58V227H57V223L54 225V221H55V219L53 220H51V218H49V216L52 214ZM64 213L65 214V216L66 215H68L69 216V220L67 219V217H66V219H65V216H64V214H63V217H60L59 216V214L60 213ZM178 212V211H177ZM215 212V211H214ZM213 212V213H214ZM160 213V212H159ZM165 213V212H164ZM184 213V212H183ZM192 213H193V211H192ZM251 213H254V212H251ZM12 214H10V215H12ZM43 214H46L45 216H48V214H50L49 216H48V220L50 219L52 222H50V221H48L47 220V218H45V216L44 217H42L43 216ZM162 214H163V210H162ZM162 214H161V218H162ZM168 214V213H167ZM174 214V213H173ZM196 214V213H195ZM201 214V213H200ZM211 214V213H210ZM34 215H35V217H34ZM40 215H42L41 217H42V220H41V217H39ZM73 216V217H75L76 218V222H75V220H74V224H72L73 223V220H72V218H70V216ZM134 215V214H133ZM146 216L145 218H144V216ZM152 215V218L154 219V217L156 218L157 216H153ZM166 215V214H165ZM169 215V214H168ZM193 215V214H192ZM1 216V217H2ZM17 216V217H16ZM25 218H24V217ZM27 216V217H26ZM34 218H33V217ZM71 216V217H72ZM139 216V217H138ZM141 216H143V217H141ZM172 215H170V217H171ZM190 216V215H189ZM194 216V215H193ZM214 216H216V215H214ZM214 216L212 217L213 219H214ZM37 217V220H35L36 221V225H38L37 223V221H39V223L41 224H39L38 226H36V225H32V224H35V222H34V219ZM38 217H39V219H38ZM54 218L56 217L55 216V213H54V216H53ZM159 218H160V216H158ZM201 217V216H200ZM203 217V216H202ZM210 217V216H209ZM208 217V218H209ZM231 217V216H230ZM17 218H18V220H17ZM32 218H33V221H32ZM43 218H45V219H43ZM130 218V219H129ZM138 218V219H137ZM151 218V217H150ZM159 218H156L157 220H158V222H160L159 221ZM160 218V219H161ZM167 218H168V216H167ZM167 218H165V219H167ZM174 218V217H173ZM197 218V217H196ZM211 218V217H210ZM220 219H224L225 220V218L226 217H219ZM10 219V217H9V220H8V222L11 220ZM27 219V220H26ZM156 219H154V220H156ZM216 220L218 219V216L215 218ZM7 220H6V222H7ZM12 220L10 221V223H6V225H5V229L6 228H8L6 231H5V229H2V230H4V232H6V233H8V234H6V235H10V229L12 228L11 226L12 225H10V224H12L11 222H12ZM27 221V223H26V221ZM40 220L42 221V223H43V226H42V223L40 222ZM150 220H152V219H150ZM169 220V219H168ZM171 220V219H170ZM181 220H183V219H181ZM224 220L223 221H221V222H223V223H221V224H219V226H220V228H219V226H217L218 228V230H222V234H223V230H225V224H224ZM227 220H229V219H227ZM226 220V221H227ZM233 220V219H232ZM235 220V219H234ZM239 220V221H238ZM46 221V222H48V223H51V224H53V225H51V224H48V223H46V224H48L47 226H48V231L45 229V227H44V222ZM67 221V222H66ZM153 221V220H152ZM163 221V220H162ZM217 221H219V220H217ZM231 221V220H230ZM33 222V223H32ZM55 222H57V220L55 221ZM66 222V223H65ZM155 222V221H154ZM154 222H152L151 223V221L150 222H148L147 224L149 225L150 223L153 225V223ZM5 223H3V224H5ZM15 223V222H14ZM32 223V224H31ZM156 223H157V221H156ZM156 223H154V225H159V223L158 224H156ZM171 223V222H170ZM206 223V222H205ZM220 223V222H219ZM229 223V222H228ZM2 224V223H1ZM46 224H45V226H46ZM130 224V225H129ZM213 224H216V222H214ZM218 224V223H217ZM223 224H224V226H223ZM236 224V223H235ZM11 227V228H9V226ZM231 225V224H230ZM49 226H51L52 227V229H51V227H49ZM53 226H55V227H53ZM170 226V225H169ZM174 226V225H173ZM182 226V225H181ZM203 226V225H202ZM228 226V225H227ZM234 226V225H233ZM24 227V226H23ZM22 227V228H23ZM149 227V228H148ZM179 227V226H178ZM232 227V226H231ZM47 228V227H46ZM165 228H166V226H165ZM201 228V227H200ZM204 228V227H203ZM216 228V227H215ZM13 229V228H12ZM61 229V230H60ZM154 229H155V231H156V229H158V226L155 228H153V233L155 232L154 231ZM173 229V228H172ZM180 229V228H179ZM238 229V228H237ZM236 229V230H237ZM16 230H18V229H16ZM20 230V229H19ZM43 230V231H42ZM44 230H46V231H44ZM71 230H73L72 231V233L70 232ZM146 230H148V233H149V235H147V236H145V233L144 234H140L139 232H141L142 233V231H146ZM183 230V229H182ZM227 230V229H226ZM12 231V230H11ZM15 230L13 229V233H15L14 232ZM23 231V230H22ZM50 231V232H49ZM61 231V232H60ZM202 231V230H201ZM207 231V230H206ZM233 231H234V229H233ZM239 231V230H238ZM3 232V233H4ZM43 232H45V233H43ZM47 232V233H46ZM67 232H69V233H67ZM158 232V231H157ZM171 232V231H170ZM227 232V231H226ZM12 233V234H13ZM34 233V234H33ZM63 233L65 234V233H67V234H65L64 236H63ZM172 233V232H171ZM200 233H202V232H200ZM204 233V232H203ZM232 234H233V232H231ZM234 233H235V231H234ZM236 233H237V231H236ZM240 233V232H239ZM20 234V233H19ZM33 234V235H32ZM156 234V233H155ZM179 234V233H178ZM220 234H221V232H220ZM231 234V235H232ZM14 235V234H13ZM12 235V236H13ZM27 235V236H26ZM32 235V236H31ZM74 235H77V237H78V239H79V241H77V240H75V242L73 241V242H70L69 241V237H71V236H74ZM140 235V237H138ZM158 235L159 234H156L155 236L156 237H158ZM214 235V234H213ZM216 235V234H215ZM11 236V235H10ZM14 236H18V231L15 233V235ZM42 238H41V237ZM154 236V237H155ZM167 236V235H166ZM212 236V235H211ZM222 236H224V235H222ZM221 236V237H222ZM27 237V238H26ZM29 237V238H28ZM63 237V238H62ZM147 237V238H146ZM159 237H161V236H159ZM170 237V236H169ZM215 237V236H214ZM220 237V236H219ZM224 237H227V238H225L224 240H226V239H229V237H228V235L227 236H224ZM10 238V237H9ZM73 239H75V236L74 237H72ZM176 238V237H175ZM208 238V237H207ZM20 239V238H19ZM33 239H35V240H33ZM135 240H137V241H135ZM176 240V239H175ZM174 240V241H175ZM205 240V239H204ZM203 240V241H204ZM223 239H221V241H222ZM19 241H21V240H19ZM18 241V243H22V242H24V240L23 241H21V242H19ZM77 241V242H76ZM154 241V240H153ZM220 241V240H219ZM229 241V240H228ZM227 241V242H228ZM26 242V241H25ZM135 242V243H134ZM145 242V241H144ZM226 242V243H227ZM232 242V241H231ZM230 241H229V243H231ZM11 243V242H10ZM34 243V242H33ZM130 243H133V245L135 246V247H138V248H133L131 245L132 244H130ZM153 243V242H152ZM189 243V242H188ZM226 243H224L223 245H224V247H225V244ZM0 244H2V241L0 242ZM27 244V243H26ZM136 244V245H135ZM220 244V243H219ZM235 244V243H234ZM44 245V246H43ZM147 245V246H146ZM154 245H156V244H154ZM153 244H152V246H154ZM215 245V244H214ZM227 245H228V243H227ZM226 245V247H228ZM10 246V245H9ZM134 249V252L133 251H129V249L131 248V247ZM152 246H151V248H152ZM220 246V245H219ZM235 246V245H234ZM234 246H233V248H234ZM2 247H3V244H2ZM18 249L20 250H18L20 253H22L23 252V250L21 249L22 247L25 249V247L23 246V245H20V244H18ZM41 247V246H40ZM45 247V248H44ZM76 247V248H75ZM130 247V248H129ZM13 248V247H12ZM149 248V249H148ZM165 248V247H164ZM233 248H232V250H233ZM236 248V247H235ZM154 249V248H153ZM227 249H228V251H227ZM237 249V248H236ZM1 250V249H0ZM132 250V249H131ZM149 250V251H148ZM235 250V249H234ZM233 250V251H234ZM240 250V249H239ZM5 251V250H4ZM17 251V252H18ZM137 251V252H136ZM153 251H155V250H153ZM167 251H168V248H167ZM174 251V250H173ZM210 251V250H209ZM224 251H225V253H224ZM224 251H223V253L221 252V250H220V252L222 253V254H224V256H225V258H224V256L222 255H220V253H219V255L218 256H221V258L222 259H220L216 254H214L212 251V253H210L209 252V254H207V256L208 255H210L211 254V258L208 256H206L208 259H210V262H209V264H214V263H216V264H231L232 262H231V260H234L236 257V254L233 252V251H229V247L228 248H224ZM241 251V250H240ZM156 252V251H155ZM228 252V253H227ZM167 253V252H166ZM148 255V254H147ZM230 255H233V256H231V258H230ZM1 256H2V254H1ZM138 256V258L137 259H141V258H139V257H141V256H139V255H137ZM3 257H5V256H3ZM10 257V258H9ZM235 257V258H234ZM1 258V257H0ZM6 258V257H5ZM146 259H141V260H146V261H148V258H149V255H148V257L146 256L145 257ZM231 260H230V259ZM234 258V259H233ZM136 259V260H137ZM164 259V261H165V258H163ZM167 259L169 260V258L167 257ZM262 259V260H261ZM135 260V261H136ZM141 260H139L138 262H140ZM176 260V259H175ZM215 260V261H214ZM261 260V261H260ZM3 261H5V259L4 260H1V263L3 262ZM163 261V262H164ZM167 261V260H166ZM182 261V260H181ZM208 261V260H207ZM212 261H214V262H212ZM137 262V261H136ZM134 263V264H139V263ZM168 262V261H167ZM166 262V263H167ZM170 262V261H169ZM172 262H173V260H172ZM5 264H6V262H4ZM3 263V264H4ZM9 263V264H10ZM141 263V262H140ZM144 263V261L141 263V264H143ZM177 263V262H176ZM165 264V263H164ZM169 264V263H168ZM193 264V263H192ZM233 264H235V262H233ZM261 264H264V260H263V263H261Z\"/></svg>",
    "mask_w": 264,
    "mask_h": 264
},
{
    "label": "rangeland",
    "instance_id": "2",
    "mask_svg": "<svg viewBox=\"0 0 264 264\" xmlns=\"http://www.w3.org/2000/svg\"><path fill=\"white\" fill-rule=\"evenodd\" d=\"M225 2H226V0H224ZM224 1H222V2H219L218 0L216 1H214L215 2V4L213 3V10H214V12H213V14H212V16H213V20H219V19H221V20H224V22H222V28L224 27L223 26V24H225L226 25V28L224 27L223 29H224V34H226V33H228L229 32V30H230V32H231V30H235V31H237L238 30V26H239V29L241 30L242 29V26L243 25H241V23L245 20V19H248L249 21H250V23L252 24V22L254 23V21H255V23H257L258 21L256 20V18H258L257 16H259V14L264 10V7L262 6V3L260 4L259 3V1H256V0H241V2H242V4H241V2L239 1V0H237V1H239L240 2V4L241 5H243V7H245L246 6V8H252V15H250V13H249V9H248V15L245 13V11L244 10H246L247 11V9L246 8H242L241 7V5L239 6V2L237 3V4H234V2H235V0H227V2L226 3H224ZM228 1H229V3H228ZM231 1H233V4L235 5L234 7H232V5H230V3L232 4V2ZM236 1V2H237ZM243 2L245 3V2H247V3H249V4H243ZM223 3V4H222ZM229 5H228V4ZM42 4V3H41ZM219 4H221V5H219ZM224 4H227L226 6L224 5ZM219 5V6H218ZM248 5H249V7H248ZM238 6V7H237ZM237 7V8H236ZM215 8H221V10L219 9V11L221 12L222 10H224V12L225 11H227V12H225V14H223L224 12L222 11V13H220L218 10L216 11V9ZM239 8H242L241 10H239ZM250 8V9H251ZM229 9V10H228ZM257 9V10H256ZM235 11L236 13H234L233 11ZM250 11V12H251ZM260 11V12H259ZM229 12V13H228ZM257 13H258V15H257ZM231 14H233V15H236V16H233V15H230ZM215 15H216V17H215ZM218 15V16H217ZM226 15V16H225ZM238 15V16H237ZM250 15V16H249ZM255 15H257V16H255ZM219 16H221L220 18H219ZM224 16V17H223ZM241 17L240 18V20L238 19V17ZM254 16H255V18H254ZM228 17V18H227ZM233 17V18H232ZM215 18V19H214ZM232 18V21L230 20ZM225 19L227 20V22H229V23H226L225 22ZM234 19H236L235 21H234ZM244 19V20H243ZM229 20V21H228ZM254 20V21H253ZM220 21V20H219ZM219 21H216L217 23H219V26L221 27V25H220V22ZM233 22H235L234 24H236V25H238L237 26V28L235 27H233L232 25H234L233 24ZM240 22V23H239ZM217 23H215L214 22V26H217ZM232 23V24H231ZM244 23H245V21H244ZM248 25H250L251 26V24H249L248 22H246ZM246 23H245V25H246ZM259 23V22H258ZM257 23V24H258ZM256 24V25H257ZM228 25V26H227ZM253 26L255 25V24H252ZM229 26H231V27H229ZM240 26H241V28H240ZM253 26H251V27H248L249 28V30L247 31V30H244V28L246 29L247 27H245L244 26V28H243V30H241L242 32L241 33H236L235 34V31H232L231 33H229L230 35H232L233 33L235 34V37H233L234 36V34L232 35V37L231 36H229L228 37V35L226 34V35H224L225 37L227 36V38H229L230 39V37L231 38H236V35H237V37L239 36V37H241V38H243L244 39V36H245V39H248V36H250L249 38V40H247V41H250L251 40V35H252V32H254V27ZM262 25L260 24V26L259 27H261ZM227 27H229L230 29L228 30L227 29ZM233 27V28H232ZM256 27H258V25L257 26H255V29H257ZM252 28V29H251ZM222 29V30H223ZM225 29H227L228 30V32H226V30ZM260 29V28H259ZM221 30V31H222ZM252 30V31H251ZM249 32V33H244V35H243V32ZM226 32V33H225ZM258 32V30L256 31V33ZM251 33V34H250ZM256 33H254L253 34V36H252V40L254 39L253 37H254V35L256 34ZM223 34V33H222ZM221 34V35H222ZM247 34H249V35H247ZM214 36H216V37H214ZM223 36V35H222ZM222 36H220V34H218V35H213L212 36V39H211V42L210 43H212L211 45L212 46H214V48H212V46H209L210 48H212V49H210L206 44H204L205 46H207L208 48H209V51H211V50H214V53L212 52V54H211V52H207L206 53V50H207V48L205 49V52H204V49H202V47L203 46H201V47H199L198 46V48H201V49H199V53L197 54L198 55V58H197V62H193V61H195L194 60V58H195V55L194 56H192L193 58H191V56H186V55H184V54H179V57H180V59H177V60H179L178 62H177V60H175L176 58H177V56L175 55V54H177L176 53V51L175 50H173V48H174V46L175 45H178V46H176L177 48H175V49H177V50H179V48H180V46L182 45V41L180 42L179 40L177 41V39H175L176 41H173V43H171V45L173 46H170V48L172 49H170V48H167L168 46H166V48H162L163 50H169V52L168 53H170V51H171V54H168V53H166V55L165 54H159L158 52L161 50V48L159 47V46H155L154 47V52L157 50V48H158V51H157V53L156 54H158V55H156L155 57H156V59H155V57L153 58L152 56V58L154 59V61H153V59L151 58V63H152V66H151V70H150V68H149V70L151 71V73L148 71V77H149V82L151 81V84H152V82H153V84H152V86L153 85H155L156 86V88H157V90H155L153 87V89L157 92V91H160V86L162 87V89L164 90H166L164 93H163V96H162V94H159L160 96H158V94L155 92L154 93V91H152V90H150L149 89V82H148V84H145L146 86H148V89H146L145 87L146 86H144V82L141 80V75L139 74L138 76H137V74L135 75V73L134 72H131L130 71V74H131V76H132V78L130 79V80H132L131 82H130V80H129V78L131 77L130 76V74L128 73V75H127V71H125V73L124 72H121L122 70L124 71V66H126V64H130L131 62L130 61H133L132 63H134V64H138V61L140 60V59H142V55L143 54H141V53H143L142 51H144L146 48L144 47V43L140 40H134V41H131L130 43H135V42H137L138 41V44L137 43H135L136 45H128V44H130L129 42H127L128 44H126V45H123V53L124 52H126L125 54H128L127 55V57H126V55H125V59L127 58V59H129V60H127L126 59V61H125V59H123V53H121L122 54V56H117V57H115V56H109V57H101V56H99V57H101V58H103V61H102V59H100V63L101 64H103L102 66H100L101 64L100 63H98V65L100 66L99 68H100V70L99 71H102V73H100L101 75H104V74H106L107 75V79H106V76L104 75L102 78H101V76L100 77H97V79H94V78H96V76L95 77H90V76H88V74L86 75L85 73H84V75L83 76H85V77H82V80L84 81L83 82V84H84V86H86L85 88H86V90H85V88H83V90L85 91H81L79 94H77V97H76V93H74L73 95L75 96V100H74V98H73V100L75 101V102H77V100L79 99V97H80V95H81V97H80V99L81 100H78V101H82L81 103H79V102H77V104L75 105L74 103V101L70 98V100L71 101H69L68 102V99L67 100H65L66 98V95H64L66 92L64 91V89H65V87H64V84H66V86H67V81H68V76H70L71 74H73V72H74V69L71 67L72 65H70V64H73L74 65V63H73V61H70V62H72V63H68L67 62V66H69L71 69V71L69 70V67L68 68H64L65 66H66V62H65V56H61V57H63L64 58V64L62 63L63 62V58L62 59H60L61 57H59V54H56L57 55V58H56V55H55V53H57V50H56V48H54V46H52V48H54V50L55 51H53L52 50V48H51V50H49V52H50V54L48 53V48L50 49V47L51 46H48V48H47V50L46 49H44L45 50V54H47L46 56H44V60H46L45 58H49V56H51V55H53L54 54V56L53 57H51L50 59H47L48 61L46 62V64L49 62L50 63V65L51 66H47L48 68H49V70L51 69H53V72L50 70V72H51V75H49L50 73L48 72H46L47 74H48V76H47V79H48V77H49V79L48 80H50V79H55V82H53L52 80H50V82L47 80H45L46 82H47V84L45 83H43L42 82V85H49L48 87H50L51 89H49L48 88V90L45 88V87H43L42 86V90H47V91H50V94H49V92H47L46 90V92L49 94H44V93H46V92H43L40 88V90L38 89V90H35V92H39V91H42V93H43V95L41 94V92L39 93V94H41V98L39 97V95L38 94H35L38 98H39V100H38V98L37 99H35V102L36 101H40V102H38L39 103V105L38 104H36V106L38 107V106H40L42 103H44V104H42L41 106H44L45 105V102H47L45 99H47L48 98V100L49 99H52V98H54L55 97V99H52V100H49V102L50 101H52V102H54L53 104H52V102H50L51 103V105H50V103L48 102V104H47V106H50L51 108H49V107H47L46 105H45V107H41V108H44V110H43V113H45V114H47L46 116H48V117H50V119L51 120H49V119H47L46 117H43V115L45 116V114H43L42 115V113H39V111H41L42 109L40 108H38L39 110H36V111H38V113L40 114V115H38V113H37V117L39 118V116H41L42 115V117L44 118V119H46L47 121H45L43 118H40V119H43L42 121H40V119H38L39 120V127L37 128V129H33V131H32V133L34 132V134L32 135L31 134V136H29V135H26V136H29L30 138H28V139H30L29 141H31V139H32V141L34 140L33 138L35 137V140L33 141V143L35 142V144H34V146L35 147H37L39 144H41L42 142L43 143H45L44 141H42V139H44V140H46L47 142H49V139H51L54 143H56L55 141H56V137H57V135H59V133H60V131H58V130H56L57 128H60V126H59V124L58 123H60V121H59V119L57 120L56 119V116L58 115L59 117H60V115H59V111L62 109L61 107L63 106V105H66L65 107H63L64 109H66L67 107H71L72 105L74 106H79V107H83L82 109L84 110V112H85V114H86V116H85V119H84V122L85 123H83V125L84 124H86L87 125V127H86V125L83 127L84 128V131L85 130H87L88 128H89V130H87L88 131V136H90V138H88V136H86L87 138H88V141H86L87 139H85L84 141H85V143H84V141H82L84 144H83V146L85 147V149L84 148H82V154L83 153H85L84 152V150H86L87 149V146H88V148H89V146L90 145H93V146H91L90 147V149L92 150V152L90 153V151H88L87 153H89L88 155L89 156H91L92 158H89V156L87 155V157L89 158V160L92 162V163H89V161H86L85 162V159L84 158H86L85 157V154L84 155H82L83 157H82V164L84 165V163H87L88 165L89 164H93L92 166H94V168H92V166H90V168H88L87 166V164L86 165H84V166H82L81 168H82V170H78L79 172V174H78V178H79V175H81L82 176V179H80L81 181H79L80 182V184L82 185V183H83V189H84V191H86V192H84L83 190H82V193L84 192L85 194H89L90 192H88L87 193V191H89V190H85V187L87 186V184H86V182L87 183H90L91 184V182L90 181H92V185L90 186H87V187H90V188H92V187H94L95 185H97V187L99 186H101V189H103L104 190V192L107 190L106 188H110V184L111 183H107V179H106V184L104 183H101V181L106 177V176H103V174L105 173L106 175L107 174H109L108 172H111V175H110V177L109 178H112L113 177V179L112 180H114V181H117V184H118V182H119V184L118 185H120V188H119V186L118 185H116L115 183V185L114 184H111V186H118V188H117V190H118V192H117V196H118V194H120V196H121V193H123L124 194V192H125V194L127 193V196H129L130 197V199L132 198V200L133 201H131L130 199V206L131 205H133V204H131L132 202H137L138 200H140V198H144V196L142 197L141 196V194L143 193V191H141V188H142V186L140 187H133V188H129L130 190H129V192H132L131 194L128 192V190H126V188H124L122 185H123V183L125 184L126 182V180H124V178L122 177V176H120L121 174H120V172H119V174H117V168L113 165H110L109 164V162H107L108 163V167H107V169H105L106 167V161H108L107 159V154L105 153L106 151H104V153H101L100 155H99V153H100V151H99V148L101 147V152H102V149L104 148V150H105V147H107V151H109L110 149V145H111V143L112 144H114V142H116V140H117V138L116 137H114L113 138V136H116V134L114 135L113 134V132L114 133H116L114 130L113 131H111L112 133L109 135V131L111 130V129H106V128H110V123H112V121L110 120L112 117L111 116H113L112 115V113H116L117 111V113H118V118L116 117L117 115H114L115 117V119L117 120L118 119V121L119 122H121V123H119V124H117L116 126H120V124H122V123H125V125H126V122L124 121L125 120V118H126V116L128 115V113L130 114V107H132L131 109H133L134 108V110H132V111H135V113H137V114H135V113H133L132 112V115H134V117H137V119H139L140 121H141V113H143V110H144V107H143V105H141L140 103H143L142 102V98L141 99H135L136 97L137 98H139L140 96L141 97H143L142 95L144 94V93H142L141 92V94L142 95H137L138 93L137 92H140V91H143V92H145V91H147V93H146V97H151V99L149 100V98H148V100L149 101H152L153 102V100H152V98L154 99V101H156V99H157V104L158 103H161V105H165L164 107L163 106H159V108H158V106L157 105H153L152 106V104H155L156 102H154V103H152L151 104V106L152 107H150V112L149 113H151V115H152V112L153 113H158L157 114V116L155 115V114H153V120H155V118L157 119V120H155L154 121V127L153 126H151V123H153L152 121L151 122H149V121H147V123L149 124V125H146V127H148V128H150V129H147V128H145V129H143V128H141L140 129V131H144L143 133H144V135H142L140 132L137 134V135H139L138 137H142L140 140H142L143 139V141L146 139L144 136H145V134L147 135V138H149L148 140V143L146 144L145 143V141L147 142V139L144 141V142H140V140L139 139H135L137 136H133L134 137V139H132V143H130L129 144V146H128V143H126V142H128L126 139H125V137H123L122 135V132H121V134L122 135H120V132H117V134L119 133V136H121L122 137V140H124V142L123 141H121L122 143V146H123V148L121 147V150L122 149H124V148H126V149H124V150H122V151H125V152H122L123 153V156H124V153H128V155H125L124 157H126L127 158V156H128V158H130V157H132V156H138L137 154H138V152H137V150L139 149L140 151H143V152H145L146 154H148V155H146V157H144L145 155L144 154H140L139 153V155L140 156H138L139 158L141 157L142 158V156L144 157V159H145V161L143 160V159H140V160H138L139 158H137L136 160H138L137 161V164H140L142 167H144L145 168V166H146V164L148 165L147 167H146V170H147V168L149 169L150 167V169H151V172H153L152 171V164L150 165V162L152 161V162H158V157H159V155H160V160H161V162L159 161V163L161 164V167L162 168H164V169H162L161 167V169H162V171L161 172H159L160 174L162 173L163 174V177L162 178H165V179H163L162 180V187H161V185H160V180H159V178H161V175H160V177L157 175V173H158V171H157V169H159L158 167L160 166V164L159 165H157L156 163V166H155V164H154V166L156 167V170H155V167H154V172L153 173H156L155 175H157V176H155L153 173V175H152V177H157V180H156V178H154L155 180V182H153V184H152V187L149 185V191H151L152 189V193H154V196H155V194H156V198H154V199H156L157 200V196H159L158 194H157V192H158V190H159V188H160V190H162V191H164V192H161L160 191V193L159 194H163V196L162 195H160L159 197H161L160 199L158 198V200H161V201H163L162 203H163V205H161V201H158V203L156 204V202H153L155 205H158V207L157 208H160L159 206L161 205L162 207L160 208V210H158V209H156L155 211H159V212H155L154 213V215L153 216H157L156 218H159L158 216H160V218H161V214H162V210H163V214H162V218L160 219L159 218V221L160 222H158V220L154 217V219H156V220H154L153 218H152V215L151 216H149L147 219V221H146V223H144V224H146L147 226H153V228L155 227H157L158 226V229H156V231H155V229H154V233H153V228H149V232H150V230H152V233L149 235V233H148V230H146L145 232L144 231H142V233L141 232H139L140 234H144L145 233V236H147V235H149V236H151L150 237V239H152V235H153V240L150 242V244L149 245H151L152 246V244L154 245V244H156V245H154V246H152V248H151V246H150V250H151V252H153V254L151 253V255L152 256H150V253L149 252H147V254L149 255V258H148V261H146V260H141V259H146L145 257L147 256L148 257V255L146 254V256L144 257L143 255H145L144 253L146 252V250H145V252H143V251H141V249L142 248H144V245H142V244H140V241H142L143 240V243H146V241L147 240H149V238H147V240H145V239H143V238H145V237H143V236H141V238H138L139 239V244H135L136 246H142V248H138V247H135L134 245H133V243H130V244H132L131 246L135 249V248H138V249H136L137 251L139 250V253H141V254H143V255H140L139 253L137 254L136 253V258H134L135 257V253L133 254V255H131V253H129V258H130V264H134L136 261V263H139V264H141L143 261H144V263L143 264H209V262H210V259H208L207 257L209 256H211V254L210 255H208L207 256V254H209V252L210 253H214V254H216L217 256L219 255V253H220V255L222 256H224V254H222L223 253V251H224V248H228L229 247V251H233L234 249V253L236 254V258L234 259V260H231L232 258H231V256H233V255H230V260H231V264H233V262H235V264H254V263H256V260L254 259V257H252V262H250V260H249V258H247V259H242V257H240V256H242V252L244 253V250L243 249H241V241H240V239H242L243 240V238L241 237V228H240V224H241V221H240V223H238V222H236V220L238 219V217L237 216H239V214H240V216L242 217V216H244L243 214H244V212L246 211L247 213H248V215L249 214H251V215H253V216H256L258 213H260L259 211H261L263 208L260 206L259 207V205L258 204H255V203H252L253 201H255V193L257 192H255V190H253L252 192H251V194L253 193V195H248V196H246V195H244V194H246L248 191H251L253 188H256L257 187V190H259L261 187H260V185L261 186H264V182H263V185H262V183L259 185L258 183H255V185L253 184V181H249L248 179H250V176L251 177H253V171L255 172V171H259L260 169V172H261V174L264 176V174H263V172H264V166H263V158H264V154L263 155H261V161H262V163H261V161H260V158L258 157V154L260 153V146H261V150L262 151H264L263 149L264 148H262L263 146H264V134H263V132H264V124H262V122L264 121V117H262V114H260L261 115V118L262 119H259L258 117H259V112L260 111H262V113H263V115H264V112H263V110H264V105L262 104V100H260V98H262V96L264 97V91H262L263 93L262 94H260L261 92H259V96H258V94H257V92H256V95H253L252 93H250L255 87H257L256 89H258L259 88V90L261 89V90H264V85H263V83H264V81H262L261 79L260 80H258V78L259 77H261L262 76V79H263V76H264V68L263 69H259V66H255L254 65V62H257L256 60H259L260 61V59H257V56H256V54L254 55V53H252V49H253V47H252V45H249V50H248V47H247V49H245V51L243 50L242 52H251L250 54L249 53H247L248 54V57H247V55L246 54H242V52H241V54L242 55H246V56H242L241 58H240V56H238V58H240V60L239 61H237L236 62V60H237V55H239L240 54V52L238 53V54H232L233 56L235 55V58L234 59H232V55L230 56L229 54H228V51H230V52H232L231 51V49H230V46H228V45H230L231 44V42H233L234 40L233 39H230V40H233V41H230L229 39L227 40V38H225L228 42L227 43H229V44H226L225 43V40L223 41L222 40ZM256 36V35H255ZM213 37H214V39H213ZM178 39H180V38H178ZM218 39V40H217ZM219 39H220V41H219ZM224 39V38H223ZM181 40V39H180ZM255 40V39H254ZM253 40V41H254ZM221 43V44H219V42ZM139 42H142V47H140V45L141 44H139ZM179 42H180V44H179ZM175 43H177V44H175ZM224 43H225V45L226 46H228V47H226L225 45H224ZM250 43V42H249ZM251 43H253L252 41H251ZM250 43V44H251ZM141 48H139L138 46ZM225 46V47H222V46ZM134 46V47H133ZM146 46V45H145ZM251 46V47H250ZM128 47H130V48H132V50L129 48V50H126L125 51V49H127ZM137 47V48H136ZM157 47V48H156ZM165 47V46H164ZM179 47V48H178ZM44 48H46L45 46H44ZM139 48V49H138ZM145 48V49H144ZM204 48V47H203ZM227 48H228V50H227ZM43 49V48H42ZM137 49V50H136ZM230 49V50H229ZM234 49H236V48H234ZM60 50V49H59ZM138 50H140V52L138 51ZM196 50V49H195ZM200 50H202L201 52L202 53H200ZM224 50H226V52L224 51ZM248 50V51H247ZM254 50V49H253ZM43 51V50H42ZM52 51H53V53H52ZM172 51H175L174 53L175 54H173V52ZM55 52V53H54ZM86 52V51H85ZM198 52V51H197ZM197 52H195V53H197ZM225 52V53H224ZM229 52V53H230ZM235 52H237V51H235ZM52 53V54H51ZM140 53V54H139ZM224 53V54H223ZM87 54H89L88 52H87ZM86 53L83 55V59H85L88 63V65H89V62L90 61H92L93 59L94 60H96V62H99V57H97V56H94V55H92L91 56V54H89V55H87ZM120 54V55H121ZM199 54H201L200 55V57H199ZM204 54V55H203ZM231 57V58H229L228 57V55ZM254 55L255 56V58H254V56H252V55ZM85 55L86 56H90V57H85ZM137 57V55H139L137 58L139 59V60H136V58H135V56ZM159 55H161V56H159ZM165 55V56H164ZM178 55V54H177ZM226 55H227V57L229 58H227L226 57ZM250 55V56H249ZM134 56V57H133ZM158 56V57H157ZM185 56H186V59H185ZM41 57H43V56H41ZM55 57V58H54ZM59 57V58H58ZM92 57V58H91ZM113 57H115V58H117L116 60H114L113 61V63L114 64H117V60H119L118 61V69L117 70H119V74L118 73H116V72H118V71H113V73L116 75H114L112 72H111V74L109 73V75H108V72H105L104 70H103V66H104V64L105 63H107L108 62V60H111L112 61V59H113ZM159 57H161L159 60H158V58ZM171 57H174V58H171ZM178 57V58H179ZM188 57H190L192 60H190V58H188ZM55 59V62H54V64L56 63V61H57V59L58 60H62V61H57V64H58V62H61V64H60V66H58V65H54V64H52V62L53 61H51V59ZM87 58H91L92 60H90L89 61V59L87 60ZM96 58V59H95ZM106 58V59H105ZM112 58V59H111ZM121 58V59H120ZM130 58H131V60H130ZM133 58H135V60L136 61H134V59ZM144 58V57H143ZM162 58H165V59H162ZM167 58H171V59H173V62L174 61H176V62H174V63H177V65H174L173 64V62H171L172 60H170V59H167ZM183 58V59H182ZM211 58V59H210ZM242 58H246V59H242ZM253 59L252 61V63H251V60H249V63H248V59ZM98 59V60H97ZM104 59H105V61H104ZM108 59V60H107ZM162 59V60H161ZM181 59L182 60H184V64H183V62L181 61ZM198 59L201 61H198ZM236 59V60H235ZM50 60V61H49ZM85 60H83V63L85 62ZM107 60V61H106ZM121 60V61H120ZM143 60V59H142ZM163 61L164 62V60L166 61V62H162L164 65H161V63H159L158 61ZM169 60H170V62H169ZM211 60V61H210ZM230 60V61H229ZM232 60H235V62H236V64L237 63H239V64H241V68L240 69H238L239 68V66L238 65H236L235 64V62H234V64L236 65H234L233 64V61ZM244 60H247L246 61V65H248V67H251L250 69H248V67L247 66H245V65H243L244 63H245V61ZM111 61H109L108 63H110ZM168 61V62H167ZM191 61H192V63H191ZM232 61V62H231ZM240 61H243V63L242 62H240ZM44 61H42V63H43ZM45 62L43 63L44 65H45ZM103 62V63H102ZM125 63L124 65L123 64H121V63ZM136 62V63H135ZM159 64H158V63ZM83 63H82V66H83ZM86 63V62H85ZM84 63V64H85ZM154 63H156V65L154 64ZM167 63L169 64V66H167ZM230 64L229 65V67H228V65L227 64ZM248 63V64H247ZM166 64V65H165ZM171 64H173L174 66H172ZM179 64V65H178ZM181 64V65H180ZM186 64V65H185ZM65 65V66H64ZM88 65L86 66L85 65V67H88ZM188 65V66H187ZM197 65V66H196ZM251 65V66H250ZM254 65V66H253ZM53 66V68H51ZM54 66H58V68H59V70H61V71H58V69H56V71L57 72H54V68H56V67H54ZM62 66V68L60 69V67ZM64 66V67H63ZM153 66H154V68L156 67V66H158V67H156L155 68V70H154V68H153ZM161 66H162V68H161ZM167 66V67H166ZM177 66V67H176ZM182 66V68H180ZM189 68H187V67ZM191 66V67H190ZM238 66V67H237ZM245 66L246 67V71L244 70V72L242 71L241 72V70H243V67ZM252 66L254 67V69L252 68ZM84 67V66H83ZM85 67H84V69H85ZM123 69H122V68ZM166 67V68H165ZM169 67V68H168ZM170 67H176V68H173V69H175V70H173V71H170V70H172V68H170ZM197 68V70H196V68ZM233 68V71H234V74L236 73V76H237V78L236 77H234V74L233 73H229L228 71H230V70H227L228 68ZM255 67L256 68H258L259 70L257 71L256 69H255ZM74 68H75V66H74ZM164 68V69H163ZM178 68V69H177ZM180 68V69H179ZM262 68V67H261ZM63 69L67 72H65L66 73V75H65V79H66V77H67V79H66V82H65V79L63 80V78H62V80H63V82H64V84L63 85H61V87H63V88H61V89H63V91L61 92V90H60V84H61V81H60V79H59V76H57V74L58 73H60V72H62V73H60V74H58V75H60V76H62L63 74H65V73H63ZM67 69L69 70V73H68V71H67ZM122 69V70H121ZM161 70V71H157V70ZM198 69H199V71H198ZM245 69V68H244ZM248 69V70H247ZM87 69H85V72H87L86 71ZM167 70V71H166ZM178 70H180V72H178ZM232 70V69H231ZM253 70V71H252ZM155 71L156 73H153V72ZM248 71V72H247ZM70 72H71V74H70ZM105 72V73H104ZM162 73V75H161V73ZM169 72V73H168ZM174 72V73H173ZM194 72V73H193ZM241 72V73H240ZM259 73V72H261V73H259V74H257V75H255L257 78V81H259L260 82V84H259V82L258 83H256V79L254 78L255 76H254V74H256V73ZM43 73V72H42ZM57 73V74H56ZM120 73H122V74H120ZM155 75L156 74V76H152L151 77V75H153V74ZM163 73H164V75H163ZM243 73H245V76H243L244 74ZM250 73V74H249ZM40 74V80L41 81H43L41 78H44L45 79V77H46V75H44V73H43V76H42V74L41 73H39ZM67 74H68V76H67ZM70 74V75H69ZM238 74V75H237ZM240 74V75H239ZM248 74V75H247ZM251 74H252V76H251ZM111 75H114L115 76V78L116 79H118V80H120L121 82H122V84H116L115 85V81H117V82H119L120 83V81H118V80H116L115 78H114V76H111ZM126 77H125V76ZM133 75H135V78H133ZM157 75H159L158 77H157ZM160 75H161V77H160ZM178 75V76H177ZM181 75V76H180ZM185 75V76H184ZM229 75V76H228ZM233 75V78L236 80V79H238V81H235L233 78H231V80H233V82L230 80V76H232ZM250 75V76H249ZM50 76H52V77H50ZM55 76H57V77H55ZM87 76H88V78H87ZM112 77V78H114V80L115 81H113V79L112 78H109V77ZM121 76H122V78H123V80L124 81H122V78H121ZM124 76V77H123ZM127 76H129V77H127ZM137 76V77H136ZM196 76V77H195ZM248 76V77H247ZM118 77V78H117ZM153 77H154V79H153ZM171 77V78H170ZM178 77V78H177ZM181 77V78H180ZM239 77V78H238ZM241 77H243V78H241ZM246 77H247V81H246ZM57 78V79H56ZM88 80H87V79ZM103 78H105L104 80H102ZM108 78L110 79V81L108 80ZM152 78V79H151ZM166 78V79H165ZM169 78V79H168ZM181 79V81H180V79L179 80H177V79ZM184 78V79H183ZM223 78H224V80H223ZM250 78H253V79H255V84L252 86L251 85V83L252 82H250V81H252V79L250 80ZM85 79V80H84ZM99 79V80H98ZM101 79V80H100ZM112 79V80H111ZM126 79H128L129 81V84H128V82H127V80ZM155 79H158V80H160V81H157V83L159 84L158 86L155 84ZM162 79V80H161ZM186 79H188V80H186ZM241 81H240V80ZM39 79H38V77H37V82H39L40 81ZM58 80V81H57ZM92 80V81H91ZM139 80L142 82V85L144 86V88L141 86V82H139ZM165 80V81H164ZM191 80V81H190ZM246 81L245 82V85H243L244 83V81ZM250 80V81H249ZM35 81V84H37V82ZM56 81L59 83H56ZM88 81V82H87ZM102 81V83H105V85H106V83H107V85L109 86H107L106 85V87H105V85L104 84H102V83H100V82ZM107 81V82H106ZM138 82V84H137V82ZM183 81V82H182ZM194 81V82H193ZM228 81H231V84L235 87L239 82V84L240 85H243L242 87H245V86H247L249 83H250V86L249 87H251L249 90H246V87H245V90L243 89V88H241V86L240 85H238V86H240V89L242 90V91H240V89H239V92L238 93H236V91L234 90V89H237V88H239L238 86L236 87V88H234L233 89V86H232V90H234L233 92L235 93V95L239 98V96L238 95H240V96H242L243 94V96H244V98H243V96L242 97H240V98H243V99H237V100H235V98H236V96L233 94V92H232V94L231 93H229V95H230V98H231V96H233V97H235V98H231L232 99V103H231V108H233V106H234V108L235 107H237V108H235L236 110H234V109H232L231 110V108H230V98H229V95L227 94L228 92V90H225L224 89V87H228V85H229V83L230 82H228ZM235 81V82H234ZM243 81V82H242ZM248 81H249V83H248ZM48 82H49V84H48ZM51 82H53L52 83V85L53 86H50V83ZM87 83V85H86V83ZM96 82H99V83H96ZM116 82V83H117ZM123 82L125 83V84H123ZM133 82H136V84L137 85H140V86H137L135 83H134V85H136L135 87H133L132 85H133ZM163 82V83H162ZM166 82V83H165ZM237 82V83H236ZM254 82V81H253ZM262 82V83H261ZM40 83V82H39ZM38 83V84H39ZM54 83H56L57 85H59L58 86V89L59 90H57V86L54 84ZM91 83V84H90ZM96 83V84H95ZM113 83H114V85H113ZM140 83V84H139ZM173 83V84H172ZM176 83V84H175ZM183 85H182V84ZM234 83V84H233ZM243 83V84H242ZM247 83V84H246ZM41 84V83H40ZM39 84V85H40ZM90 84V85H89ZM94 84V87L92 86ZM101 84H102V87H101ZM130 84H131V86H130ZM162 84H164V86L162 85ZM228 84V85H227ZM257 84V85H256ZM56 87H55V86ZM99 85H100V87H99ZM118 85H120V86H129V87H131V88H133V89H135L136 91H134L133 89L132 90H130L131 88H129L128 89V87L127 88H125V89H127V90H129V92L131 91V92H134L136 95H134L133 96V93H129L127 90H122V87H121V90L124 92H128L130 95H126V94H123L122 93V91L120 90V88L118 89ZM172 85V86H171ZM189 87H188V86ZM261 85V86H260ZM38 85H36V87H37ZM89 86H90V88H89ZM110 86H112V87H110ZM115 86V87H114ZM174 86V87H173ZM183 86L185 87V88H183ZM258 86H260V87H258ZM105 87V88H104ZM151 87V86H150ZM165 87V88H164ZM175 87H176V89H177V91H178V93L179 94H177V91H176V89H175ZM226 87V89H230V87L229 88H227ZM38 88V87H37ZM45 88V89H44ZM55 88V90H53ZM108 88V89H107ZM117 89V91H116V89ZM124 88V87H123ZM138 88H140L139 90H138ZM248 88V87H247ZM88 89V90H87ZM105 89V90H104ZM110 89V90H109ZM113 89H114V91H116V92H114L113 91ZM143 89V90H142ZM179 89V90H178ZM224 90V91H222V90ZM255 89V90H256ZM54 92H53V91ZM57 90V91H56ZM118 90H119V93H118ZM145 90V91H144ZM148 90L152 93V95H153V97H152V95H150V92H148ZM163 90H161V92L163 91ZM260 90V91H261ZM244 91V92H243ZM254 91V90H253ZM252 91V92H253ZM57 92H60V93H63V95H57L58 93ZM65 92V93H64ZM98 92V93H97ZM113 92H114V94H120V93H122V94H120V96H122V97H120V96H118V95H114L115 96V98H114V96H112L111 97V95H113ZM126 92V93H127ZM167 92V93H166ZM224 92H226V94L224 95ZM229 92H231V90H229ZM245 92L246 93H248L249 92V94H245ZM255 92H254V94H255ZM53 93V94H52ZM57 93V94H56ZM70 94L72 93V92H69ZM68 93V94H69ZM89 93V94H88ZM90 93L92 94V95H90ZM96 93V95L95 96H93L94 94ZM127 93V94H128ZM159 93V92H158ZM166 93V94H165ZM53 96H52V95ZM57 96H56V95ZM67 94V93H66ZM70 94H69V96L68 97H71L72 96V94H71V96H70ZM86 94H88V95H86ZM109 94V95H108ZM149 94V95H148ZM251 94V95H250ZM45 95H46V97H45ZM48 95V96H47ZM51 95V96H50ZM97 95H98V97H97ZM101 95V96H100ZM125 96V98L127 99V100H124L123 99V97ZM131 95L133 96V97H131ZM164 95H167V98L166 97H164ZM246 95V96H245ZM262 95V96H261ZM52 97V98H50V97ZM58 96H60L62 99H64L63 101H64V103H66V104H62V101H60V98L59 99H57L58 98ZM63 96H64V98H63ZM73 96V97H74ZM91 96H93V99L94 100H96L95 98L97 97V98H100V97H103V98H100V101H99V99L97 100V101H94V104L97 106V107H95V109H97V108H99V109H101V107L103 108V109H101V110H99V109H97V110H93V101L91 102V100H93L92 99V97ZM144 96H145V94H144ZM157 96V97H156ZM218 96V97H217ZM224 96V97H223ZM225 96L227 97V100L228 99H230V100H228V102H227V100L226 99H224L225 98ZM247 96L248 97H250L249 99L247 98ZM255 97V98H257L258 99V97H259V101H257L256 99H254V100H256V102H258V104H259V102L261 103V105H260V107H259V105L254 101V100H251V98L252 97ZM45 97V98H44ZM87 98V99H85V98ZM95 97V98H94ZM104 97H105V100H104ZM117 97V98H116ZM156 97V98H155ZM158 97L160 98V99H158ZM170 97H174V101L173 102H171V103H168V98H170ZM77 98V99H76ZM82 98H84V99H82ZM91 98V99H90ZM118 98H120V99H118ZM129 98H131V100H129ZM135 99V100H133V99ZM166 99V104H163L164 102H165V99ZM219 100V102L217 103V99ZM121 99H123L122 101H123V103L124 102H127V104H125V106H127V109L125 110L124 109V105H123V103L121 102ZM144 99H145V97H144ZM147 99V98H146ZM164 101H163V100ZM208 99V100H207ZM246 99L247 100H249V101H251L252 103H253V101H254V103L255 104H253L255 107H257L256 108V110L253 112V107H252V103L250 102H247L246 101ZM42 100H45V102H43ZM56 100H59V103H58V101L56 102ZM88 100H90V102L93 104V105H90L89 106V101ZM119 103H117L116 101ZM140 101V103H138L137 101ZM159 100V101H158ZM161 100L163 101V102H161ZM211 100H212V102H211ZM213 100H215V103H214V101ZM221 100V101H220ZM239 100L241 101L240 102V104L242 105V103H243V105L242 106H240L239 104H237V106H235L236 105V103L235 102H237V103H239ZM67 101V102H66ZM74 102L72 105H70V106H68V103L69 104H71V102ZM85 101V102H84ZM86 101H88V103H87V105L89 106H86V107H88L89 109H86V107H85V104H86ZM98 101H99V104H102V105H106V106H104V107H106L105 109H104V107L103 106H101L100 107V105L98 104ZM104 101V102H103ZM116 102V104H118V105H114V103ZM130 101V103H128ZM133 101H135V103L136 104H134L133 103ZM185 101V102H184ZM208 101V102H207ZM226 101V102H225ZM233 101H235V102H233ZM263 101H264V99H263ZM42 102V103H41ZM106 102V104H104ZM112 102H113V104H112ZM121 102V103H120ZM131 102H132V104H131ZM221 102H222V105H220L221 104ZM37 103V102H36ZM56 103L57 104H59L60 106H61V104H62V106L59 108V106L57 107L56 106ZM61 103V104H60ZM79 103V104H78ZM90 103V104H91ZM110 103V104H109ZM174 104V106H175V108H174V111L171 113V112H169L168 110H167V108H169V106H170V104ZM183 103V104H182ZM206 103H209V104H206ZM217 103V106L215 105ZM245 103H247V104H245ZM83 104V105H82ZM109 104V105H108ZM122 104V105H121ZM128 104H131V105H128ZM138 104H140L141 105V107L142 108H140V106L138 105ZM229 104V105H228ZM234 104V105H233ZM248 104H250L249 106L250 107H248ZM53 105V106H52ZM54 105L57 107V110L55 109V112L54 111H52L54 108ZM115 106V109H114V106ZM119 105H121V106H119ZM134 105H135V107H134ZM215 105V106H214ZM244 105H246L247 107L245 108V107H243ZM262 105H263V107H262ZM2 106H4V103H2V101H1V108H0V112H1V109L3 108ZM111 106V108H109V107ZM113 106V107H112ZM117 106H118V108H117ZM137 106H139V108L137 107ZM154 106L156 107V108H154ZM209 106V107H208ZM220 106V107H219ZM223 106V108L224 107H227L226 108V111L227 110H229V111H231L230 113L228 112V113H226V111H225V108L223 109L224 110V112H223V110H222V107ZM243 107L241 110H244L245 109V111H249L250 109H251V107H252V109L253 110H251V111H249V112H251L252 113V116H254V117H251V118H253V119H251L250 118V115H251V113H245V111L243 112V111H241V110H239V108L240 107ZM37 107H36V109H37ZM49 109V110H51V112L47 109V108ZM108 107V108H107ZM129 107V108H128ZM162 107V111H160V108ZM219 109H218V108ZM58 108H59V111H58ZM76 107H74V108H72L73 110L75 109ZM85 108V109H84ZM93 110V113H92V110ZM117 108V109H116ZM123 109V111H125L126 112V114H123V115H125V117L121 114V113H123V111H121L122 109ZM164 108L168 111V112H165V110H164ZM187 108V109H186ZM207 108L209 109L208 111H209V114L212 116V117H210V115H208L209 117H207V113H204V112H206V110H207ZM229 108V109H228ZM260 108V109H259ZM108 110V113H107V110ZM112 109V110H111ZM119 109V110H118ZM137 109H143V110H141V113H139V111H137ZM151 109H153V110H151ZM155 109H158V110H155ZM176 109V110H175ZM186 109V110H185ZM215 109H217V110H215ZM222 111H221V110ZM238 109V110H237ZM47 110V111H46ZM67 110V109H66ZM64 110V112H66L67 113V111L70 113V112H72V110L69 108V110ZM71 110V111H70ZM164 110V111H163ZM193 110V111H192ZM259 110V111H258ZM46 111V112H45ZM61 111H63V109L61 110ZM89 111H91V112H89ZM100 112L99 114H100V116L101 117H99V116H97V117H95V115L96 114H98V112ZM101 111H104L103 113H104V115H103V113H101ZM112 111V112H111ZM114 111V112H113ZM121 111V112H120ZM127 111H129V112H127ZM137 111V112H136ZM152 111V112H151ZM155 111H159V112H155ZM207 111V112H208ZM220 111V112H219ZM232 111L235 113V114H239V115H236V117H235V114H231L232 113ZM237 111H239L238 113H236ZM49 112V113H48ZM52 112H54V115H55V117H54V115H53V113ZM87 112H89L90 114V116L88 115V113ZM163 112H165V113H167L166 114V117H168V116H170L169 117V121H167L165 124H167V125H163V118H161L162 120H158V119H160L159 118V115L161 116V115H163L164 113ZM175 112H176V115L174 116L173 114H175ZM216 112H218V114L216 113ZM221 112H223V114H221ZM243 114H242V113ZM258 112V113H257ZM55 113H57V114H55ZM96 113V114H95ZM108 115H107V114ZM116 113V114H117ZM216 113V114H215ZM219 113H220V115H219ZM224 113H226V114H224ZM242 114V116L245 114V116H243V118H242V116H241V114ZM255 113V114H254ZM261 113V112H260ZM36 114V112L34 113V115ZM93 114V115H92ZM98 114V115H99ZM203 114H204V116L205 117H207V118H205L204 116H203ZM228 114H230L231 116L233 115L234 116V121H232L230 118V120L232 121V123H233V125L230 123V124H228V120H227V118L228 117H230V116H228L227 117V115ZM246 114H249L248 116L246 115ZM254 114V115H253ZM53 115V116H52ZM70 115H71V113H70ZM87 115H88V117H87ZM102 115L104 116V118L102 117ZM111 115V116H110ZM119 115H121V119H120V116ZM136 115V116H135ZM165 115V114H164ZM222 115V117L220 118V116ZM57 116V118H59ZM105 116H106V118H105ZM138 116H139V118H138ZM143 116V115H142ZM154 116H156V117H154ZM202 116V117H201ZM233 116L231 117V118H233ZM239 116H241V118L242 119H240V117ZM94 118L93 120L91 119V121L88 119V118ZM108 117H110L109 119H108ZM161 117H164V119L166 118L165 116H161ZM172 117H174V118H172ZM225 117V118H224ZM227 117V118H226ZM244 117H249L248 119L249 120H247V118L244 120V121H242L243 119H244ZM257 117V118H256ZM34 118H36L35 116H34ZM113 118V119H114ZM123 118V119H122ZM143 118V117H142ZM171 118L174 120V122L173 121H171ZM203 118L205 119V120H203ZM210 119V121H209V119ZM212 118V119H211ZM216 118V119H215ZM223 118V119H222ZM236 118V119H235ZM105 119V120H104ZM207 119V120H206ZM213 119H214V121H213ZM219 119V120H218ZM224 119H226V120H224ZM238 119H239V121H238ZM37 120V121H38ZM49 120V121H48ZM88 120V121H87ZM96 120V121H95ZM99 122H98V121ZM101 120H103V121H101ZM165 120H167V119H165ZM164 120V121H165ZM188 120V121H187ZM201 120V121H200ZM215 120H216V122H215ZM222 120H224V122L222 121ZM235 120H236V125H235ZM252 120V121H251ZM253 120H256V121H253ZM257 120H259V121H257ZM263 120V121H262ZM51 121V122H50ZM55 123H57L58 125H57V127H56V123L55 124H53V122ZM93 121V122H92ZM104 121L106 122V123H104ZM161 123V121H162V125L164 126V127H162L161 125H160V123ZM171 121V122H170ZM202 121H205V122H207V124L210 126V124H214V122H215V124H216V127H214V125L212 126V128H214V129H216V128H218L219 127V125L218 124H220V123H222V125L223 126H221L220 125V129L218 130V129H216V132L217 131H219V133H220V130L222 131V133H221V135L217 132V134H219V135H216V137L214 138V134H213V137H211L212 136V133L214 132V130H213V132H210L211 133V135H210V133H209V131L207 130V127H206V123H205V127L204 126H202V124H203V122ZM211 122V121H213V123H209V122ZM220 121V122H219ZM237 121L240 123V122H243L244 124H241V125H239V123H237ZM248 123H250L251 122V124L254 126V128H257L255 131H257V132H255L254 131V128H253V126L250 124H248V129H250L251 128V130H249V132L251 133V139L252 140H250L249 139V137L250 136H247V138H245V140H250V141H255L256 143H255V148L257 149V146H259L258 148V151H259V153H257L255 150H254V143H253V145H251V143H250V141H248V143H247V141H244V138L242 139V137L241 136H243L244 137V135H247L249 132H248V130L247 129H245V128H247L246 126H245V124L247 125V122ZM261 121V122H260ZM47 122V124L46 125H43L42 126V124H45V123ZM89 124V122L91 123L90 125H88L87 123ZM97 122V123H96ZM101 122V123H100ZM110 122V123H109ZM159 123V125H158V123ZM169 122V123H168ZM201 122V123H200ZM93 123H94V125H95V127H94V125H93ZM157 123V124H156ZM224 123V124H223ZM256 123V126L254 125ZM260 123V124H259ZM264 123V122H263ZM35 124H38V123H35ZM49 124V125H48ZM51 124V125H50ZM61 124V123H60ZM96 124H99V126H104V128H101V129H104L105 131H107L106 132V134H105V132H103V130L101 131V129H100V127L98 126V125H96ZM104 124V125H103ZM105 124H107V125H105ZM238 124V125H237ZM259 124V125H258ZM53 125V126H52ZM109 125V126H108ZM124 125V124H123ZM122 125V126H123ZM156 125V126H155ZM171 127H170V126ZM201 125V126H200ZM228 125H230L229 127L231 128V130L228 128ZM260 125L263 127H260ZM36 126V125H35ZM35 126H34V128H35ZM46 126H49V130L47 131V129L46 128H48V127H46ZM52 126V127H51ZM88 126H90V127H88ZM93 126V127H92ZM161 126V128H157V127H160ZM165 126H166V130H165V134H164V128H165ZM168 126V127H167ZM173 126H175V127H173ZM181 126V127H180ZM211 126H210V128L208 127V129H210L211 131H212V129H211ZM232 126V127H231ZM236 126H238L239 128H240V126L242 127H244L243 129H245V130H243L244 131V133H243V131H242V133H243V135H241L240 133L241 132H236L237 130H235V131H233L235 128H236ZM249 126H251V127H249ZM259 126V127H258ZM40 127H41V129H40ZM56 128V129H54V128ZM96 127H98V128H96ZM141 127V126H140ZM190 127V128H189ZM201 127H204V128H201ZM86 128V129H85ZM97 130H100V131H96V129ZM119 128H121V126L119 127ZM169 128V129H168ZM40 129V130H39ZM44 129V130H43ZM61 129V131H62V128H60ZM59 129V130H60ZM143 129V130H142ZM158 129H163L161 132H160V130L158 131ZM181 129V130H180ZM202 129V130H201ZM227 129V130H226ZM233 129V130H232ZM242 129V128H241ZM35 130V131H34ZM52 130V131H51ZM109 130V131H108ZM119 131H120V129H118ZM157 130V134L159 135V138H158V135H157V138L159 139V141L157 140V138L155 137H153V136H156V135H150V133L152 134L153 132H155ZM170 130V131H169ZM208 131V135H210V139H208V137L206 138V136L205 135H207V131L203 134L202 132H199V131ZM238 130H240V129H238ZM36 131H37V133H36ZM44 131H46V132H44ZM56 131H58L57 133H56ZM90 131H92V132H90ZM93 131H96V133L95 132H93ZM183 133H182V132ZM185 131V132H184ZM203 131V132H204ZM229 131V132H228ZM241 131V130H240ZM259 131V132H258ZM40 132V133H39ZM49 133V136H48V133ZM53 132V133H52ZM100 132V133H99ZM101 132L104 134V135H102L101 134ZM109 132V133H108ZM163 132V133H162ZM168 132H169V134H168ZM174 132V133H173ZM188 132V133H187ZM199 132V133H198ZM216 132H215V134H216ZM233 132V133H232ZM234 132H236L235 134H236V136H235V139H237L238 138V140H243L244 142H246V145H247V148H246V146L244 147L243 145V147H241V144H244L245 145V143L243 142V141H241V144L238 142V140H235L233 137H234ZM247 132V133H246ZM254 132H255V134H254ZM1 133V132H0ZM44 133H46L47 135L45 136L46 137V139H45V137H44ZM51 133V134H50ZM95 133V134H94ZM99 133V134H98ZM108 133V134H107ZM159 133H161L162 134V136H161V134H159ZM182 133V134H181ZM203 134V135H201V136H198V135H200V134ZM224 133V134H223ZM230 133V135H233V136H230V135H228ZM36 134V135H35ZM96 134L98 135V137L96 136ZM113 134V135H112ZM153 134H155V133H153ZM168 134V135H167ZM181 134V135H180ZM185 134V136H183ZM186 134H187V136H186ZM226 134H227V136H226ZM240 134L241 136H240V138L241 139H239V136L238 135ZM39 136V140L41 141H39L38 140V136ZM92 135H94L95 137H93ZM108 135V136H107ZM167 135V136H166ZM192 135V136H191ZM255 135H258V136H255ZM259 135H260V137H259ZM26 136L24 137V138H26ZM36 136H37V139H36ZM48 136V137H47ZM54 136H56L55 138H54ZM93 138H92V137ZM106 137V139L108 140V138L107 137H111V141L109 142V140H110V137H109V140L107 141L106 139H105V137ZM150 136H152L155 140L153 141L152 139V137H150ZM161 136V137H160ZM164 136H166V137H164ZM169 136V137H168ZM170 136H171V138H170ZM175 136H177V137H175ZM183 136V137H182ZM258 137L257 138V140H258V142H259V144H258V142H257V140H255V138L254 137ZM22 137V136H21ZM33 137V138H32ZM99 137H101V138H99ZM180 137H182V138H180ZM203 137V138H202ZM206 139H205V138ZM217 137L218 138H220L219 140H217ZM227 137V138H226ZM228 137L229 138H231L230 140L228 139ZM246 137V136H245ZM23 138V139H24ZM49 138V139H48ZM85 138V137H84ZM94 138H95V140L96 141H98V142H96V141H93L94 140ZM98 140H97V139ZM150 138H152V139H150ZM164 138L166 139V140H164ZM215 139L216 140V142H212L213 140L212 139ZM221 138H223V139H221ZM53 139H55V140H53ZM71 139V140H70ZM68 138V139H66V142H68L69 140H70V142H68V144H71V145H68L66 142H65V144H67V146H68V148L70 147V146H73V144L71 143V141L73 142V139L72 138ZM90 139V140H89ZM99 139H101L100 141H99ZM104 139L106 140L105 142H104ZM176 139V140H175ZM182 139V140H181ZM189 139V140H188ZM210 140L211 142H212V146L210 145L211 144V142H209L208 140ZM254 139V140H253ZM261 141H260V140ZM22 138H20V140H17L18 141V143H19V145L21 146V147H24V149H23V151L25 152V151H27L28 150V148L30 147L31 148V146H33V143L32 142H29V143H27V140L25 141L27 144H30L29 145V147H27L28 145L26 144V145H24V144H20V142L22 143L24 140H22ZM68 140V141H67ZM126 140V141H125ZM129 140H130V137H129ZM136 142H135V141ZM153 141V142H151V141ZM157 140V141H156ZM164 140V141H163ZM173 140H175L176 141V144L174 143V141ZM202 140H206V141H202ZM222 140V141H221ZM233 140H235V141H237V143L236 142H234ZM52 141L50 142V146H48V144L49 143H45V146L43 145V148H46V149H43L42 148V144L40 145V146H38L37 148H36V151H35V153L37 152V154L38 155H34L33 157H36L37 156V160L35 159H33V157H32V155L34 154L33 153V151H34V147L33 148H31V150H32V154H30L31 155V158L30 159H32L33 161L32 162H30L29 160V162H27V160H24L25 158H27V159H29L28 158V156L29 155H27L28 154V152H27V154L25 155V153H24V155H25V158H24V156H22V155H20L19 156V160L20 159H22L23 160V162H21L20 161V163H24L25 164V166H24V164H23V166H21L20 164V166L21 167H19L17 164L19 163L18 161H16V160H18V156L16 157V162H18L17 164L16 163H14V164H16V165H14L15 166V170H17L18 168H19V170L17 171V172H19V173H22V171H21V169L22 168H25L26 167V169L30 172V173H33V175H36V177H39V179H40V181H41V178H42V191H43V187H44V185L46 184V182H44V179H45V181L48 179V177H49V179L53 176V173L54 172H51L50 170H52L53 171V166H49V165H51L52 164V162H48L49 160H51L52 158H54V154H53V150L54 149H56V151H58L57 152V155L59 154V149L57 148V143H56V145H51V143H52ZM133 141H134V143H133ZM162 141V142H161ZM183 141V142H182ZM210 143V144H207L208 142ZM224 141V142H223ZM226 141V142H225ZM229 141H233V143L232 142H229ZM263 141V142H262ZM25 142H23V143H25ZM39 144H38V143ZM106 142H109V144H107ZM129 142H131V141H129ZM138 142V143H137ZM151 142V144L150 145H148L149 143ZM164 142V143H163ZM180 144V146H179V144ZM182 142V143H181ZM190 142V143H189ZM207 142V143H206ZM91 143H93V144H91ZM96 143H97V145H96ZM101 143V145H103V143H104V145H107V146H104L103 145V147L100 145V146H98V144H100ZM124 143H125V145H124ZM139 145V146H141V145H143V146H141V147H143V149L141 148V147H139L137 144ZM143 143H145V145L147 146L148 145V147L146 148V150H144L145 149V146H144V144ZM153 143V144H152ZM155 143V144H154ZM159 143V144H158ZM175 144V145H173V144ZM215 143H217V144H215ZM222 143V144H221ZM249 143H250V145H249ZM262 143V144H261ZM38 144V145H37ZM126 144H127V146H126ZM133 144H135V145H133ZM141 144V145H140ZM157 144L159 145L158 147H157ZM164 144V145H163ZM165 144H167V145H165ZM171 144V145H170ZM219 144V145H218ZM240 145V148H237L238 146H235V147H233L234 145ZM95 145L97 146V148H95ZM153 145V146H152ZM186 145V146H185ZM203 145H206V148H205V146H204V148L202 147ZM263 145V146H262ZM67 146L65 147V148H67ZM82 146V147H83ZM111 146H113V145H111ZM132 146H135V147H132ZM149 146L152 148V152H154L153 154H151L152 152H150L151 150V148H149ZM160 146H162V149L161 148H159ZM165 146V147H164ZM169 146H171V147H169ZM179 147V148H176V147ZM200 146L202 147V148H200ZM250 146H251V148H252V146H253V149H250ZM56 147V148H55ZM94 147V148H93ZM109 147V148H108ZM139 147V148H138ZM155 147H157L156 149H154ZM164 147V148H163ZM167 147H169V148H167ZM208 147V148H207ZM228 147V149H230V150H228V149H225V148H227ZM231 147H232V149H231ZM249 147V148H248ZM27 148V149H26ZM38 148H39V151L40 152H38ZM54 148V149H53ZM68 148L67 149H64V151L66 152V151H68ZM71 148V147H70ZM69 148V149H70ZM74 148V147H73ZM128 148H130V149H128ZM158 148H159V150H158ZM176 148V149H175ZM200 148V149H199ZM223 148H224V150H223ZM234 148V149H233ZM242 148V149H241ZM248 149V150H254V152H249V154H250V159H248L249 157H248V155L249 154H247L248 153V150H245V149ZM90 149H88V150H90ZM97 149H98V152L96 153V151H97ZM133 149H134V152L136 151L137 153L135 154L134 152H133ZM148 149L150 150V151H148ZM153 149H154V151H153ZM164 149V150H163ZM182 150V152H181V150ZM237 149V150H236ZM30 150V151H31ZM42 150V151H41ZM43 150H45V152L43 151ZM49 150V155L47 154L46 155V151H48ZM95 150V151H94ZM127 150H128V152H127ZM130 150H132V152H133V155L132 156H130L131 154H132V152L130 151ZM138 150V151H139ZM155 150L157 151L156 153H155ZM163 150V151H162ZM170 150V151H169ZM176 151V153H175V151ZM239 150H240V152H239ZM244 150V151H243ZM71 151H72V149H71ZM139 151V152H140ZM168 151V152H167ZM214 151V152H213ZM225 151V152H224ZM239 153H238V152ZM42 152H44V154H45V156H44V154L42 153ZM51 152H52V155H51ZM65 152H64V155H65ZM130 152V153H129ZM148 152H150V154H151V156H149L150 154L148 153ZM179 152V153H178ZM202 152V153H201ZM243 152V153H242ZM48 153V152H47ZM67 153H70V151H68ZM94 153H96V154H94ZM108 153V152H107ZM172 153V154H171ZM182 153V154H181ZM211 153V154H210ZM237 153H238V155L240 156V157H243V158H241V160L239 159V158H235V156L237 155ZM21 154V153H20ZM91 154V155H90ZM135 154V155H134ZM155 154H157L156 156H155ZM165 156H164V155ZM171 154V155H170ZM241 154V155H240ZM242 154H244V156H242ZM246 154H247V156H246ZM251 154H253V155H251ZM94 155H98L97 157H98V159L100 158V159H102V161L99 159V161H97V157L95 158V156ZM102 155H104L105 156V159H106V161L104 160V162H105V164H103L104 162H103V156ZM152 155H153V158H154V160H153V158H152ZM181 155V156H180ZM225 155V156H224ZM27 156V157H26ZM40 156V157H39ZM43 156V157H42ZM46 156H49L48 158L46 157ZM67 156H68V154H67ZM94 156V157H93ZM99 156H102V158L101 157H99ZM149 156V157H148ZM155 156V157H154ZM167 156V157H166ZM170 156H171V160L172 161H169V158H170ZM177 156H179V157H177ZM215 156V157H214ZM228 156V157H227ZM253 158H252V157ZM21 157V158H20ZM46 157V158H45ZM150 157H151V159L152 160H150ZM167 158V160L165 161L166 163H167V161H168V165H163V164H165L164 162H162L163 161V159H161V158ZM178 158L177 159V161H175V159L176 158ZM222 157V158H221ZM247 159H246V158ZM41 158V159H40ZM44 158L47 160L46 161V163H48L49 165H47V167H48V170H47V173H42L44 170H37L36 169V162L35 161H37V162H41V160H42V162H44L45 160H44ZM127 158V159H128ZM147 158L149 159V162L147 161L146 162V160H147ZM181 158V159H180ZM213 158V159H212ZM219 160H218V159ZM259 158V159H258ZM15 159V158H14ZM40 159V160H39ZM49 159V160H48ZM54 159H58V157H55ZM83 159H84V161H83ZM96 160V162H93L92 160ZM174 159V160H173ZM237 159V160H236ZM242 159H246L244 162L242 161ZM259 160V162H258V160ZM3 160V159H2ZM5 160H7V158H5ZM39 160V161H38ZM65 160V159H64ZM86 160H88L87 158H86ZM109 160H110V158H109ZM143 160V162H144V164H143V162H140V161H142ZM199 160V161H198ZM207 160H208V162H207ZM216 160V161H215ZM242 161L243 163H244V165H245V167H243L244 169H245V172H244V169L242 168V165H241V162L240 161ZM251 160V161H250ZM8 161V160H7ZM6 161V162H7ZM100 161H101V163H100ZM174 161H175V164L176 165H178V166H176L175 164H174ZM218 161V162H217ZM237 161H238V164H237ZM249 161H250V163L252 164L253 162H255V161H257V162H255L256 164H255V166H253V167H251L250 165V163H249ZM27 162V163H26ZM34 162V163H33ZM97 162L99 163V165H100V168H99V165L97 164ZM139 162V163H138ZM151 162V163H152ZM202 162V163H201ZM235 162H236V164H235ZM245 162H246V164H245ZM247 162H248V164H247ZM28 163H29V166H28ZM31 163V164H30ZM170 163V164H169ZM242 163V164H243ZM81 164V165H82ZM105 165L104 167H102L103 165ZM241 165V169H240V165ZM250 164V165H249ZM259 164V165H258ZM98 165V166H97ZM164 167H163V166ZM171 166V168H169L170 166ZM239 165V166H238ZM246 165H248V167L247 168H249V169H246ZM253 165V164H252ZM17 166V167H16ZM135 166V165H134ZM137 167H138V165H136ZM150 166V167H149ZM167 166V167H166ZM174 166H175V168H174ZM250 166V167H249ZM33 167V168H32ZM50 167V168H49ZM96 167H98V168H96ZM113 167H115L116 169H114ZM140 167V166H139ZM179 167V168H178ZM203 167H204V169H203ZM259 169H258V168ZM10 168H12V171H14L13 170V165L12 166H10ZM10 168H9V171H10ZM17 168V169H16ZM21 168V169H20ZM31 168V169H30ZM52 168V169H51ZM86 168L88 169V170H90V171H88V170H86ZM109 168V169H108ZM166 168V169H165ZM167 168H168V170H167ZM251 168V169H250ZM254 168V169H253ZM256 168V169H255ZM95 169H97V170H95ZM102 169L105 171H103V172H101L102 171ZM160 169V170H161ZM172 169H174L173 171H172ZM197 169V170H196ZM243 169V170H242ZM94 170V171H93ZM110 170V171H109ZM115 170V171H114ZM165 170V171H164ZM170 170V171H169ZM187 170V171H186ZM204 170H205V172H204ZM248 170V171H247ZM251 170V171H250ZM12 171H10V172H12ZM48 171H50L49 173H48ZM89 173H88V172ZM92 171V172H91ZM113 171V172H112ZM157 171V172H156ZM168 171V172H167ZM16 172V176H18V174L19 173H17ZM42 173V174H45L46 176H45V178H44V175L42 176V174H40V173ZM86 172H87V174H91V175H87L86 174ZM95 172V173H94ZM99 172V173H98ZM165 172H167L166 174H165ZM170 172V173H169ZM172 172V173H171ZM244 172V173H243ZM249 172V173H248ZM252 172V173H251ZM13 173V174H12ZM12 173H8V172H6L5 174H7L6 175V177H8L9 178V176H11V175H13V177H15V172H12ZM93 173V174H92ZM115 173V174H114ZM158 173V174H159ZM174 173V174H173ZM193 173V174H192ZM242 173H243V175L245 176V175H249L248 177L246 176V178L247 179H244L245 177L244 176H241V177H238L237 175H242ZM246 173V174H245ZM248 173V174H247ZM256 173V172H255ZM11 174V175H10ZM99 174H100V176H99ZM104 174V175H105ZM118 176H117V175ZM165 174V175H164ZM251 174V175H250ZM260 173L259 172H257V174L255 175V177L256 176H258L259 178H261L260 176H262V175H259ZM50 175V176H49ZM87 177H86V176ZM98 175V176H97ZM116 175V176H115ZM205 175V176H204ZM22 176V174L21 175H19V177H18V179L20 180L21 177ZM75 176L77 177V174L75 173ZM81 176H80V178H81ZM84 176H85V179H84ZM94 176H97V177H95V178H93ZM108 176V175H107ZM119 176H120V179H117V177L119 178ZM209 176V177H208ZM233 176V177H232ZM6 177H5V179H6ZM12 177V176H11ZM90 177V178H89ZM102 177H104L103 179H101ZM122 177V178H121ZM159 177V178H158ZM208 177V178H207ZM232 177V178H231ZM236 177H238V180L239 181H241L239 184H237L238 183V180H237V178ZM242 177H243V180H247V181H249L248 183L249 184H247V182L245 183V181H244V183L245 184H242L243 182H242ZM7 178V179H8ZM16 178V177H15ZM88 178V179H87ZM92 178V179H91ZM97 178H98V180H99V178H100V181H98L97 180ZM115 178H116V180H115ZM161 178V179H162ZM234 178V179H233ZM259 178H254L253 177V179H255V180H257V179H259ZM6 179V180H7ZM14 178H9V180H7V181H12ZM17 179V180H18ZM96 179V180H95ZM174 179V180H173ZM184 179V180H183ZM210 179V181H208ZM79 180V179H78ZM78 180H77V182H78ZM86 180V181H85ZM95 180V181H94ZM105 180V179H104ZM103 180V181H104ZM119 180V181H118ZM159 180V181H158ZM177 180V181H176ZM251 180V179H250ZM261 180H263V178L261 179ZM40 181L38 180V185H39V183H40ZM48 181V180H47ZM158 181V182H157ZM215 181V182H214ZM45 184H44V183ZM78 182V183H79ZM97 182V183H96ZM98 182H100V183H98ZM113 182V181H112ZM123 182V183H122ZM157 182V183H156ZM174 182V183H173ZM226 182H227V184H226ZM37 183H36V185H37ZM93 183H95V184H93ZM156 183V184H155ZM158 183H159V186H154V185H158ZM182 183V184H181ZM229 183H230V185H229ZM99 184H103V185H105V186H107V187H103V185H99ZM127 184V183H126ZM124 185V186H126L127 187V185ZM197 184V185H196ZM236 184V185H235ZM253 184V186H251ZM41 185V184H40ZM109 185V186H108ZM177 185H178V187H177ZM240 185V186H239ZM247 185V186H246ZM259 185V186H258ZM5 186V185H4ZM3 186V187H4ZM175 187V188H172V187ZM201 186V187H200ZM205 186H206V188H205ZM239 186V187H238ZM255 186V187H254ZM36 187H39L38 189H36ZM35 188H33V189H36L37 191H39V192H37L36 190L34 191V197H36V195H38V193H39V195H38V197H40V195L41 194H43V193H45V189H46V186L44 187V191H43V193H42V191H41V186H36ZM82 187V186H81ZM96 187V186H95ZM103 187V188H102ZM152 189H151V188ZM154 187V188H153ZM202 187H204L203 189H207V190H203V189H201ZM209 189H208V188ZM241 187L243 188V187H248V190H247V188H246V192L244 191L243 193H242V190H240L241 189ZM251 187V188H250ZM258 187H260L259 189H258ZM106 190H105V189ZM125 189L124 190V192H121L122 191V189ZM237 188H238V190H239V192H237ZM29 189V188H28ZM139 189V190H138ZM171 189H173V190H171ZM179 189V190H178ZM214 189V190H213ZM251 189V190H250ZM32 189H29V191H31ZM134 190H136L135 192H133ZM142 190H144L145 191V189H143L142 188ZM178 190V191H177ZM201 190H203V191H201ZM243 190H244V188H243ZM26 191V190H25ZM33 191V190H32ZM31 191V192H32ZM156 191V192H155ZM167 192V195H165L166 194V192ZM186 191V192H185ZM218 191V192H217ZM220 191V192H219ZM227 191H228V193H227ZM241 191V192H240ZM136 192H139L138 194L136 193ZM141 192V193H140ZM151 192H149V193H151ZM172 192H174V194H172ZM201 192H205V193H201ZM209 192V193H208ZM215 192V193H214ZM35 193H37V194H35ZM41 193V194H40ZM136 193L137 194V196H135L134 194ZM151 193V195H153ZM175 193H177V196L175 195ZM178 193H180V194H178ZM213 193H214V196H213ZM233 193V194H232ZM235 193V194H234ZM236 193H239V195L238 194H236ZM240 193L243 195V196H241L240 195ZM27 194H28V192H27ZM32 194H33V192H32ZM203 194H205V195H203ZM209 194V195H208ZM210 194H212V195H210ZM247 194H250V192L249 193H247ZM131 195H133V196H131ZM140 197H139V196ZM150 194H149V196H145L146 197V201L150 204V205H153L154 206V204L153 203H151L154 199L153 198H151V197H154V196H151ZM173 195V196H172ZM237 195V196H236ZM90 196V197H89ZM92 196V194L90 193V195H85V199L87 200V201H85V200H83V205H82V207H85L86 209L87 208H90V205H91V203L90 202H93L94 203V198L93 197H91ZM135 196V197H134ZM151 196V197H150ZM165 196V197H164ZM204 196V197H203ZM225 196V197H224ZM240 196H241V198H240ZM244 196H245V198H244ZM251 196V197H250ZM254 196V197H253ZM38 197H36V199H39ZM87 197V198H86ZM136 197H139V199L138 198H136ZM147 197H149V199L147 198ZM172 197H173V199H172ZM221 197L222 198H224L223 200L221 199ZM240 199H239V198ZM253 197V198H252ZM43 198V197H42ZM136 198V199H135ZM203 198V199H202ZM89 199H92V201L90 200L89 201ZM138 199V200H137ZM204 199L205 200H207V199H210V200H207V201H205V204H206V206H201V205H205L204 203L202 204V202H204ZM219 199H221V201L219 200ZM228 199V200H227ZM43 200V202H41ZM41 201H39L38 203L39 204H35V206L34 205H29V206H31V207H34V209H36V210H38V208H40V207H42L43 206V203H44V206L42 207V208H40V210H38L39 212H42L43 210V208L45 207V208H48L47 207V203L50 201V206H51V200H45L44 201V198L42 199ZM135 200V201H134ZM137 200V201H136ZM203 200V201H202ZM238 200V201H237ZM89 201V202H88ZM97 201H103V199L101 198L100 199V197H99V199L97 200ZM144 201H145V198H144V200L142 199V200H140L139 202L142 204V202L144 203ZM151 201V202H150ZM165 201V202H164ZM174 201V202H173ZM217 201V202H216ZM223 202V203H220V202ZM231 201V202H230ZM239 201H241V202H239ZM84 202L86 203V206L84 205ZM88 202V203H87ZM160 202V203H159ZM206 202H208V203H206ZM210 202H211V204H210ZM214 202V203H213ZM221 204V207L219 206V203ZM230 202V203H229ZM232 202H236L235 203V205H234V203L232 204ZM243 202V203H242ZM40 203H41V206H40ZM93 203H92V205H93ZM146 203V202H145ZM143 204V205H146V204ZM174 203V204H173ZM213 203V204H212ZM216 203H218V206L220 207H218L217 205H215ZM246 203V204H245ZM250 203V204H249ZM31 204V203H30ZM88 204H90V205H88ZM136 204V203H135ZM167 204V205H166ZM173 204V205H172ZM232 204V205H231ZM241 204V205H240ZM255 205V206H257L256 208H254L253 206H251V209H253L252 211H251V209H250V205ZM38 205V206H37ZM213 205V206H212ZM238 205H240V207L241 206H243V209L245 210V208H246V210L244 211V210H241V208H238L239 206ZM249 207H248V206ZM0 206H2V205H0ZM6 206V205H5ZM29 206H28V204L26 205V209H28L29 208ZM40 206V207H39ZM130 206H129V208H130ZM134 206V205H133ZM166 206V207H165ZM194 206V207H193ZM236 206V207H235ZM28 207V208H27ZM52 207L53 206H51V209H52ZM81 207V209L83 210L84 208H82ZM97 207H99V205H97ZM155 207V206H154ZM155 207V208H156ZM175 207H176V209H175ZM203 207L206 209H204L203 210ZM209 207V208H208ZM230 207V208H229ZM245 207V208H244ZM259 207V208H258ZM1 208H3L4 209V206H2ZM7 208H9V210L11 211V209H10V207L9 206H6V210L4 209V210H2V211H0V214H2L1 212H3L4 214L3 215H5V213L6 212H9V210L7 209ZM45 208H44V211H46L45 210ZM72 208H74V207H72ZM213 208H216V210L214 209L213 210ZM235 208H237L238 210L236 211V209ZM31 209V208H30ZM48 209H50V207L48 208ZM51 209L50 210H47V212L48 211H51ZM58 209V208H57ZM86 209L85 210H83L82 211V213H84L85 211H86ZM99 209V208H98ZM131 209V208H130ZM130 209H129V211H130ZM162 209V210H161ZM171 209V210H170ZM183 209V210H182ZM209 209V210H208ZM221 209V210H220ZM233 209H235V210H233ZM165 210V211H164ZM173 210V211H172ZM185 210V211H184ZM210 210H213V211H210ZM250 210V211H249ZM6 211V212H5ZM29 211H32V209L31 210H28V215L30 214L29 213ZM35 211V210H34ZM43 211V212H44ZM135 212H133V210L131 211L133 214H129V217H130V215H132V217H134L135 216V214L136 213H139L138 211H136V210H134ZM178 211V212H177ZM192 211H193V213H192ZM215 211V212H214ZM242 211H244V212H241ZM165 212V213H164ZM184 212V213H183ZM214 212V213H213ZM246 212H245V214H246ZM251 212H254V213H251ZM263 212V211H262ZM12 213H14V212H10V214H12ZM54 213H55V218L53 217L54 216ZM52 212V214L50 215V214H48V216H49V218H51V220L53 219H55V221L57 220V222H55L54 221V225L56 224L57 225V227H58V225H61V224H58L59 223V221L60 222H62V220H61V218H59V219H57L58 218V213H57V215H56V212ZM60 213V212H59ZM141 213V212H140ZM138 214V215H141V214ZM169 215H168V214ZM174 213V214H173ZM196 213V214H195ZM201 213V214H200ZM211 213V214H210ZM239 213V214H238ZM9 213L7 214L6 213V215H8L9 217H10V219L13 217V215H16V214H12V215H10ZM63 214L64 213H60L59 214V216L60 217H63ZM85 214V213H84ZM166 214V215H165ZM194 216H193V215ZM46 214H43V216L42 215H40L39 217H44ZM170 215H172L171 217H170ZM190 215V216H189ZM214 215H216V216H214ZM247 215V214H246ZM247 215V216H248ZM2 215H0V242L2 241V244H3V247H2V244H0V264H3L4 262H6V264H9L8 263V261H6V260H10V259H8V257H7V255L6 254H8V255H10L11 253H12V255L10 256L12 259H14L15 257L17 258V259H21L22 260V258L24 259H35V257L33 258V257H31V256H29L28 257V255L27 254H25V252H27V246L26 245H35V246H37V243L38 242H35V241H39L40 243H41V241L40 240H35V239H33V240H35V241H31L32 239L31 238H38V236H35L34 237V235L36 234V233H39V232H37L36 231V229H34V227H33V230L34 231H36L35 232V234L30 238V239H28V241H27V239H25V234H27V235H29L28 234V232L26 233V231L25 230H27L26 228L28 227L27 225V227L25 226V222L23 223V221H21L22 220V218L19 220V221H16L15 219H14V221L12 220V224H10V225H12L11 227L15 230L14 232L16 233L17 231H18V236H14L15 235V233H13L12 231H13V229L9 226V228H11L10 229V235H6V234H8V233H6V232H4V230H2V229H5V225H6V223L8 224V223H10V221L8 222V220H9V217H8V220L6 219V216L4 217V216H2ZM12 216V217H11ZM17 216H18V214H17ZM16 216V217H17ZM48 216H45V218H47V220H48ZM64 216H65V214H64ZM72 216V215H71ZM70 216V218H72V220H73V223L72 224H74V220H75V222H76V218L75 217H71ZM144 216V215H143ZM143 216H141V217H143ZM167 216H168V218H167ZM201 216V217H200ZM203 216V217H202ZM211 218H210V217ZM214 216V219L212 218ZM218 216V219L217 220H219V221H217L215 218ZM226 217L225 218V220L224 219H220L219 217ZM231 216V217H230ZM20 216H18V218H19ZM24 217V216H23ZM27 217V216H26ZM33 217V216H32ZM34 217H35V215H34ZM33 217V218H34ZM39 217H38V219H39ZM42 217H41V220H42ZM66 217H67V219L69 220V216L68 215H66L65 216V219H66ZM136 217H137V214H136ZM139 217V216H138ZM146 216H144V218H145ZM151 217V218H150ZM174 217V218H173ZM197 217V218H196ZM209 217V218H208ZM245 217V216H244ZM18 218H17V220H18ZM25 218V217H24ZM33 218H32V221H33ZM45 218H43V219H45ZM131 218V217H130ZM129 218V219H130ZM135 218V217H134ZM133 218V219H134ZM165 218H167V219H165ZM66 219V220H67ZM132 218H131V221L133 220ZM138 219V218H137ZM140 220H138V222H137V220H136V218H135V223L137 224H139L140 225V223H141V221L143 220V221H145L143 218H139ZM142 219V220H141ZM150 219H152V220H150ZM169 219V220H168ZM171 219V220H170ZM181 219H183V220H181ZM227 219H229V220H227ZM233 219V220H232ZM235 219V220H234ZM6 220H7V222H6ZM27 220V219H26ZM25 220V221H26ZM35 220H37V217L34 219V222H35V224H32V225H36V221ZM40 220V222L42 223V221ZM50 219L48 220V221H50V222H52ZM163 220V221H162ZM224 220V224L226 225L225 226V230H223L224 232H223V234H222V230H218L217 228V226H219V224H221V223H223V222H221V221H223ZM227 220V221H226ZM231 220V221H230ZM134 221H132V222H130V223H132V225H133V223H134ZM151 221V223L152 222H154V223H156V221H157V223L156 224H158L159 223V225H154V223H153V225L150 223L149 225L147 224L148 222H150ZM239 221V220H238ZM6 222V223H5ZM15 222V223H14ZM38 223V225L40 224L39 223V221H37ZM44 222V221H43ZM46 222V221H45ZM44 222V223H45ZM67 222V221H66ZM65 222V223H66ZM171 222V223H170ZM206 222V223H205ZM214 222H216V224H213ZM220 222V223H219ZM229 222V223H228ZM2 223V224H1ZM3 223H5V224H3ZM26 223H27V221H26ZM46 223H48V222H46ZM45 223V224H46ZM63 223V222H62ZM143 223V222H142ZM141 223V224H142ZM218 223V224H217ZM236 223V224H235ZM45 224H44V227H45V229L47 230L48 229V224H51V223H48V224H46V226H45ZM137 224V225H138ZM224 224H223V226H224ZM231 224V225H230ZM38 225H36V226H38ZM41 225V224H40ZM51 225H53V224H51ZM130 225V224H129ZM143 225V224H142ZM170 225V226H169ZM174 225V226H173ZM182 225V226H181ZM203 225V226H202ZM228 225V226H227ZM234 225V226H233ZM7 226V225H6ZM24 226V227H23ZM42 226H43V223H42ZM165 226H166V228H165ZM179 226V227H178ZM232 226V227H231ZM23 227V228H22ZM47 227V228H46ZM49 227H51V226H49ZM53 227H55V226H53ZM201 227V228H200ZM204 227V228H203ZM216 227V228H215ZM61 229V231L63 232V229L65 230V231H67L66 230V228H63L62 227V225H61V227H60ZM173 228V229H172ZM180 228V229H179ZM219 228H220V226H219ZM238 228V229H237ZM8 228H6L5 229V231L7 230ZM16 229H18V230H16ZM20 229V230H19ZM51 229H52V227H51ZM183 229V230H182ZM227 229V230H226ZM233 229H234V231H235V233H234V231H233ZM237 229V230H236ZM9 230V229H8ZM12 230V231H11ZM23 230V231H22ZM32 230V228L30 229V231L31 232H34ZM46 230H44V231H46ZM49 230V229H48ZM47 230V231H48ZM202 230V231H201ZM207 230V231H206ZM239 230V231H238ZM27 231H29V230H27ZM29 231V233L31 234V232ZM43 231V230H42ZM60 231V232H61ZM70 231V230H69ZM72 231L73 230H71L70 232L72 233ZM158 231V232H157ZM172 233H171V232ZM227 231V232H226ZM236 231H237V233H236ZM4 232V233H3ZM25 233V234H23V233ZM50 232V231H49ZM200 232H202V233H200ZM204 232V233H203ZM220 232H221V234H220ZM231 232H233V234L231 233ZM240 232V233H239ZM6 233V234H5ZM14 235H13V234ZM20 233V234H19ZM43 233H45V232H43ZM47 233V232H46ZM67 233H69V232H67ZM67 233H65V234H67ZM159 234L158 235V237H156L155 235L156 234ZM179 233V234H178ZM64 233H63V236L65 235ZM73 234V233H72ZM214 234V235H213ZM216 234V235H215ZM232 234V235H231ZM235 234H240L239 235V238H238V242L236 243V242H233V240H234V238H237L236 237V235ZM13 235V236H12ZM26 235V236H27ZM37 235V234H36ZM167 235V236H166ZM212 235V236H211ZM222 235H224V236H227L228 235V237H229V239H226V240H224L225 238H227V237H224V236H222ZM75 236V239H73L72 237H74ZM74 236H71V237H69V241L70 242H75V240H77V241H79V239H78V237H77V235H74ZM155 236V237H154ZM159 236H161V237H159ZM170 236V237H169ZM215 236V237H214ZM220 236V237H219ZM222 236V237H221ZM232 236H234L233 238H232ZM10 237V238H9ZM41 237V236H40ZM138 237H140V235L138 236ZM143 237V238H142ZM176 237V238H175ZM208 237V238H207ZM233 239V240H231V238ZM20 238V239H19ZM27 238V237H26ZM29 238V237H28ZM36 238V239H37ZM42 238V237H41ZM63 238V237H62ZM142 239V240H141ZM176 239V240H175ZM205 239V240H204ZM221 239H223L222 241H221ZM19 240H21V241H23L24 240V242H22V243H18V241ZM175 240V241H174ZM204 240V241H203ZM220 240V241H219ZM231 242V243H229V241ZM21 241H19V242H21ZM26 241V242H25ZM76 241V242H77ZM135 241H137V240H135ZM145 241V242H144ZM150 241V240H149ZM228 241V242H227ZM244 241V240H243ZM11 242V243H10ZM34 242V243H33ZM153 242V243H152ZM189 242V243H188ZM228 243V245H227V243ZM27 243V244H26ZM135 243V242H134ZM148 243V242H147ZM146 243V244H147ZM220 243V244H219ZM224 243H226L225 244V247H224ZM235 243V244H234ZM240 243V244H239ZM18 244H20V245H23L24 247H25V249L22 247L21 249L23 250V252L22 253H20L19 251V249H18ZM215 244V245H214ZM237 244H239L240 246H239V248L237 247ZM10 245V246H9ZM148 245V244H147ZM146 245V246H147ZM220 245V246H219ZM226 245L228 246V247H226ZM235 245V246H234ZM41 246V247H40ZM39 247L37 246V248H38V251L39 252H43L44 250H46L45 252H47L48 251V247L46 248V249H43V247H42V245H40ZM44 246V245H43ZM130 246V247H131ZM233 246H234V248H233ZM13 247V248H12ZM129 247V248H130ZM130 248L129 249V251L131 252V251H133L134 252V249L133 248ZM165 247V248H164ZM237 249H236V248ZM45 248V247H44ZM76 248V247H75ZM154 248V249H153ZM167 248H168V251H167ZM232 248H233V250H232ZM19 251H18V250ZM132 249V250H131ZM145 249V248H144ZM144 249H142V250H144ZM149 249V248H148ZM241 251H240V250ZM5 250V251H4ZM153 250H155V251H153ZM174 250V251H173ZM210 250V251H209ZM220 250H221V252H220ZM18 251V252H17ZM136 251V252H137ZM149 251V250H148ZM212 251V252H211ZM227 251H228V249H227ZM237 251H239L241 254H239V252L237 253ZM263 251H264V249H263ZM167 252V253H166ZM212 253V254H213ZM224 253H225V251H224ZM228 253V252H227ZM1 254H2V256H1ZM240 256H239V255ZM137 255H139V256H141V257H139V258H141V259H137L138 258V256ZM3 256H5V257H3ZM134 256V257H133ZM207 256V257H206ZM221 256H218L220 259H222L221 258ZM9 257V258H10ZM167 257L169 258V260L167 259ZM212 257V256H211ZM210 257V258H211ZM15 258V259H16ZM163 258H165V261H164V259ZM224 258H225V256H224ZM264 258V257H263ZM5 259V261H3L2 263H1V260H4ZM137 259V260H136ZM176 259V260H175ZM136 260V261H135ZM139 260H141L140 262H138ZM168 262H167V261ZM172 260H173V262H172ZM182 260V261H181ZM208 260V261H207ZM262 260V259H261ZM260 260V261H261ZM264 260V259H263ZM263 260H262V262H260V264L261 263H263ZM164 261V262H163ZM170 261V262H169ZM215 261V260H214ZM214 261H212V262H214ZM167 262V263H166ZM177 262V263H176ZM211 263V262H210ZM5 264V263H4ZM11 264V263H10ZM214 264H216V263H214Z\"/></svg>",
    "mask_w": 264,
    "mask_h": 264
}]
</instances>
